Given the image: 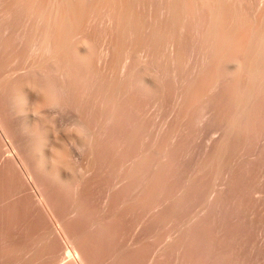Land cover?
<instances>
[{"label":"rangeland","instance_id":"obj_1","mask_svg":"<svg viewBox=\"0 0 264 264\" xmlns=\"http://www.w3.org/2000/svg\"><path fill=\"white\" fill-rule=\"evenodd\" d=\"M94 2H95V0H93ZM91 2V5H93V6H95V7H93V6H91L90 5V7H93V8H90L89 7V5H88V7H89V9H88V7H87V10H90L89 11V13H92L93 12V10L95 9V8H99V11H96V10H98V9H95V11L92 13V14H89V13H86V18H84L83 19V21L82 22H84V20H85V22L81 25V30H79V28L77 29L78 30V33L80 34H75V35H77V37L78 38H80L81 37V35L83 34V35H85L86 36V34H88L86 37L89 39V40H91V39H93V40H91V41H89V40H87L86 41V37H85V40H83L82 39V37H81V40L79 41V39H78V41H77V38L75 37L74 39H72V43H70V45H72L71 47H70V49H71V51H74L75 52V49H76V51H77V53L75 52H70V53H72V54H70L71 56H73V54H75V56H76V54H78L79 53V55L80 54H83L84 56H85V60L87 61V60H90L89 58H88V55H89V57L90 58H92L91 60H92V62H94V64L91 62V61H89V62H91L90 64H91V68L90 69H92V67H93V69L92 70H98V73L100 74V78H101V81H105L106 83H110V82H114V83H118V85H116L115 84V87H113L112 89H113V91L112 90H108V91H104V92H108L107 93V95L105 96V94L106 93H104V92H102V95H100V98H97V102H95V100H92V95L90 94L91 93V91L92 90H86V93L88 92V91H90V93L87 95V94H85V96H87L86 98H84V100L86 99V100H88L89 98H91L90 99V102H91V100L92 101H94V102H91V103H89L88 101H85V104H88L89 106H90V108H89V110L90 111H95V110H97L98 112H99V115L97 114V113H95L96 114V116H97V118H96V116H95V114H92V115H94L95 116V118L91 115V113H90V111L88 110V109H86V111H85V113H84V119L86 120V121H88L87 120V118H86V113H87V116H89L88 114H90L92 117L91 118H94L93 120L91 119H89L90 121H94L93 123L96 125V124H98V126H100V125H102V133L101 132H98V135H100V134H102L100 137H101V139H99V137H98V139L100 140V143H99V140L97 139V143L98 144H100L99 146H100V148H99V150L98 149H96V148H98L99 146H97V147H95V145H94V147H93V149L95 150V151H97L99 154H100V156H102V158L96 153V152H94V154L93 153H90V154H86V152H88V151H90V149L88 150V149H86L85 151H82V149L83 148H81V147H79V145H76V144H74V142H72V141H70V138H71V136H72V138H74V135H76V134H78L77 135V137L79 138H81L82 136L81 135H79V133L75 130V128L73 127V126H71V123L69 122V121H72L73 119H74V121L76 120V118H71V115L72 114H70V113H67L68 115L70 114V117L68 116H66V114L64 113L65 111H62V109L60 110V109H58L59 110V112L57 111V109L54 111L55 113H53V109H51V111H49V110H46V109H48V108H46V109H41V110H39V111H43V112H52L53 114H51V115H54L53 116V118H50V117H48V118H46V120H45V123H44V125H43V127L44 128H46V129H48V132L49 133H47V135H48V140H46L44 143H45V145H47L48 146V148H46L45 146V149L46 150H48V152H49V146H50V144H51V142L53 141V140H55V139H58L59 138V140H60V137H61V140H63L64 139V145L66 146V149H67V151H70L69 153L71 154V156H69L68 155V157H67V151H66V154H65V158L67 157V160L66 159H64V160H66L67 161V163H69V165L70 166H68L67 165V163L66 162H64V160H63V165H60L59 167L62 169V170H60V168H59V171H61V175L62 176H64L65 175V177H64V180L66 181V179H68V176H70V178H72V180L73 181H71L72 182V184H70L69 182V185H65V187H67V188H65L64 186H62V187H64L65 189H60V188H58V189H56L55 190V188L54 187H56V186H54L53 188H51L50 189V186H49V182H48V179H45V177H43L44 175L43 174H39L40 175V178H44L45 180H47V184L48 185H45V180L43 179H41V181H39V176H37V174H36V177H34V178H36L38 181H39V184L40 183H42V186L45 188L46 186L51 190V191H49V189H46L47 190V192L49 191V193H46V190L44 191V193H46V194H49V195H53V194H51L50 192H53L54 193V191L55 192H58L59 191V189L60 190H64L63 192V194H64V196L63 195H61V191L60 192H58V194H59V198L61 199V201H62V197H60V195L61 196H63L64 197V199L66 200V201H68L69 200V202H67V203H69V204H76V201H77V203H78V201L79 200H81V201H79V202H83V204L86 206V208L87 207H89L88 208V214H87V211H85V213L83 212L82 214L84 215L85 214V216L83 217V215H81V216H78L79 214H77V215H75L76 213H79V211H77V212H75V214H73V215H69V217H67L66 219L67 220H69L70 219V216L71 217H73L74 215H75V220L73 219V221L76 223L77 222V220H78V218H79V220H78V222L80 223V221H81V219H82V221H81V223L83 224L82 226H84V228H85V224H87L89 221V225L88 226H86V228L88 227V230L86 231V235H88V233L90 232L91 233V235L89 234V236H88V238L90 237V239L91 238H94V241L96 240L97 242H99V243H97V242H94L93 240V242L97 245V248H96V251H97V249H98V251L100 252H98V254H99V256L100 257H102L103 259H105L106 261H105V264H107V262H108V264L111 262V261H109V260H112V261H114V264H149V263H153L152 261H155L156 259H158V260H156V261H165L164 263L165 264H178V262L177 261H179L183 256L186 258V257H188V259H190V260H192L193 259V257L189 254L191 251H193L194 249H192V248H194V246L197 244L198 245V243H200L199 245L200 246H198V247H201V249L203 250V248H202V245L203 244H201V241H202V243H203V241H205L206 240V242H208V244L207 245H204L203 247H204V251H205V253H209V257L210 256H212V257H210V259L211 258H213L214 256H215V254L213 253V252H215V250H219V248H220V250L219 251H221L222 253H223V257L221 256L222 255V253L220 252L219 253V251H217V257H216V260H218L219 262L218 263H220V261L223 263V264H226V263H229V264H231V262L234 260V259H236L234 256H238L239 255V253L240 252H242V254L240 253V255L239 256H241L240 258L238 257V261H242L241 263H244V259H245V262H246V258L248 259L249 258V254H252V255H250V260H251V256H253L254 255V253H255V251L258 249V247L257 248H255L254 250H253V248L255 247V246H257V245H259L258 244V242H256V241H258V240H256L258 237H257V235H256V237L254 236L255 235V233H252L253 235H249V233H251V231L252 232H257V233H259V236H260V238H258L259 239V241H261V239H262V233L264 232V224H262L261 226H258V225H260L261 223L260 222H263L264 223V220H263V217L264 216H262V215H264V198L263 197H261V196H259V198L261 199V200H258L257 198H256V194L254 195V196H252L254 193V191H255V193H257L256 191H260V195L262 194V192H264V180L262 181L261 179H264V178H262L263 176H264V174H262L261 173V171L263 172V170L262 169H264L263 168V166L264 165H262V164H264V154H262V156L263 157H257V158H255L254 159V157H252V159L251 160H249V162H247V163H238V165L239 166H237L236 168H238V167H241V165L244 167H241V168H238V169H236L237 171H239L240 172V169H241V172H240V175L238 174L239 172H237V176L235 175V178H237V179H235V181L236 180H243L244 179V177H243V174L244 173H242V169H244L243 170V172L245 171V174H244V176L246 175V174H248L249 172H250V170L252 169V170H254L253 168L254 167H256L255 165H254V163L256 164V165H258V166H260L261 165V168L262 169H260L261 171H258V172H260V174L257 172V170L255 169V174H259V176H261V174H262V176L260 177L261 179H260V181H259V177L258 178H256L255 179V174L254 173H249L250 174V176L251 177H253V176H255V177H253V179L254 180H256L257 181V179H258V181H257V186L258 187H256V185H255V183L254 182H256V181H254V182H252V185H255L254 187L257 189H255L254 187H252L253 189V192H251V194L252 195H250V192L249 191H251V189L248 191V193L249 194H247V190L246 189H243L241 186H239V185H242L244 188H245V185L246 186H250L247 182L249 181V178H250V176H249V174H248V176L246 175V178L245 179H247L248 177V179L247 180H245L246 181V183H245V181H244V184H242L241 182H243L242 180H241V182H239V181H236L235 182V184H234V186L232 187L233 189V192L234 193H231V190H230V188L228 187V186H226V184H223V183H225L224 181H225V179H224V176H225V171H226V169H225V167H224V165H225V163H224V156H222V155H224V154H222L220 157H224L223 158V163L222 162H220L221 160H222V158H221V160H219L218 159V161L216 160V157L214 156V159L218 162V164H217V162L214 160V159H212V161H213V163H214V165L211 163V164H209L208 163V160L210 161L211 160V156L208 154V153H210L211 152V150H209V148H210V144H212V142H213V144H212V146L211 147H213V149H214V152H216V149H218V144H219V138H221L220 137V133H221V136L223 137L224 136V128H226L225 126H227V123L226 122H228V120H229V115H227L228 114V112H230V108H229V106L227 107V106H225L226 104H227V102H228V99L226 98V94L225 93H227V92H225V90L227 91V89H223L222 87H221V85L223 84V80L224 79H226L227 81H225L226 83H224L223 84V86H225V84H226V88H228L227 87V85L229 86V83L228 82H230V83H232V80L234 79V78H232V77H234L233 75H229V74H227L226 76L228 77V78H224V76H223V80L220 78V77H218V75L220 76L221 74L223 75V73L224 72H226V71H223L222 72V69L220 70L219 69V71H214L215 72V74L212 72V71H209L208 69L210 68V66H211V69H212V65H210V63H209V65H208V67L207 68H205L206 66H205V64H208V62H210V57H208V56H210V54L209 53H207V52H210V50H208V51H206V47L209 49V46L208 45H206V41H207V37H206V33H207V29H208V24H206L205 25V23H207V22H209V21H207V20H209V12L208 11H206L207 9H205V7L209 4V0L207 1V0H205V1H203V2H205L206 3V5H204V3L201 5V2H197V5H198V3H199V5H200V7H199V5H198V10H200V8H201V6H202V8L201 9H203V10H200L199 12L196 10V6H195V1H198V0H184V9H186V10H184V13H186V11H188V8H189V10L190 11H188L187 13H186V16H187V14H189L188 16H187V18L186 17H184L182 20H181V24L180 25H182V26H180V25H178V24H174V26H173V23L171 24V23H169L168 21H170V20H168V19H166V21L167 22H165L164 23V21H165V16H169V10H167V9H169V7L167 8V6H168V4H169V0L167 1V0H139V3H137L138 1L137 0H135V1H137V2H134L135 4H136V6L134 7L135 9H134V11L136 12V15H134L133 17V20H134V23L136 24V26H142V27H136V26H134L133 25V27H132V29L133 28H135V30L134 31H138V32H135V33H137V35H136V37H135V34H134V32H132L133 33V37H129L130 35H131V33H128V32H130V31H127V35L128 34H130V35H128V37L125 35V33H122L121 31H120V29H119V26H118V28L116 27V24L117 23H115V22H117L116 20H115V14L113 15L114 17H112L111 16V14H113L114 13V10H115V7H116V10H115V12H117V10H119L120 9V7H119V5H121V3H120V1L119 0H115V1H119V2H117L118 4H116L115 3V5H114V7H113V5H111V7H113V11H111V7H108L107 6V4H108V2H106L105 0H104V4H102L103 3V0H97V4H96V2L94 3V2ZM167 1V2H166ZM99 2V3H98ZM161 2V3H160ZM188 2V3H187ZM189 2H191V4H192V2H193V4H192V6L190 5L189 7H188V5L190 4ZM93 3V4H92ZM107 3V4H106ZM120 3V4H119ZM167 3V5H165ZM109 4H110V2H109ZM143 4V5H142ZM154 6H153V5ZM159 4H160V6H159ZM146 5V6H145ZM164 5V6H163ZM98 6V7H97ZM101 6V7H100ZM117 6H118V8H117ZM157 6V7H156ZM165 6H166V8H165ZM186 6H187V8H186ZM193 6H195V7H193ZM209 6V8H210V5H208ZM208 6L206 7V8H208ZM103 7H107V9H110V11L111 12H109V11H106L105 9H103ZM142 7V8H141ZM146 7V8H145ZM159 7V8H158ZM163 7H164V9H163ZM102 10H101V9ZM137 8V9H136ZM140 8V9H139ZM158 10H157V9ZM195 8V9H194ZM208 8V9H209ZM92 9V10H91ZM104 10V11H103ZM156 10V11H155ZM165 10V11H164ZM193 10H195V11H193ZM101 11H103L102 13H101ZM105 11H106V13L107 14H105ZM158 11H160V12H162V13H160V12H158ZM164 11V12H163ZM167 11V12H166ZM202 16L201 18L199 17V15H198V13ZM201 11H203V12H205V14L206 15H202V14H204L203 12H201ZM97 12V13H96ZM146 12L148 13V15L146 14ZM165 12H166V15H165ZM192 12V13H191ZM98 13H99V15H98ZM109 13V14H108ZM153 13V14H152ZM94 14H96V15H94ZM101 14H104V15H101ZM134 14V13H133ZM195 14H196V16H195ZM88 15H90V17L88 16ZM108 16V17H110L111 16V18L113 19V20H111V22L115 25H113L111 22H110V20H106L105 18H103L104 16ZM116 15H117V13H116ZM161 15V16H160ZM94 16V17H93ZM98 16V17H97ZM100 16V17H99ZM103 16V17H102ZM142 16H144V17H142ZM151 16V17H150ZM167 16V17H168ZM185 16V15H184ZM198 17V19H200L199 21H198V19L197 18H195V17ZM206 18H208V19H206ZM97 17V18H96ZM102 17V18H101ZM146 17V18H145ZM155 17H157V18H155ZM160 17V18H159ZM162 17V18H161ZM166 17V18H167ZM170 17V16H169ZM93 18V19H92ZM100 20H99V19ZM110 18V19H111ZM137 18H139V19H137ZM142 18V19H141ZM152 18L154 19H157L158 20V18H159V20H158V22L157 21H155V19L154 20H152ZM192 18V19H191ZM89 19V20H88ZM95 19V20H94ZM102 19H105V20H103L102 21ZM107 19H109V18H107ZM189 19V20H188ZM197 19V20H196ZM206 19V20H205ZM93 20H94V22H93ZM137 20V21H136ZM139 20V21H138ZM141 20V21H140ZM161 20L163 21V22H161ZM185 20H186V22H185ZM191 20V21H190ZM193 20V21H192ZM196 20V22H194ZM202 20H204V21H206L205 23L202 21ZM88 21V22H87ZM92 21V22H91ZM95 21H97V22H95ZM102 21V22H101ZM106 21V22H105ZM110 23H109V22ZM136 21V22H135ZM142 21H144V22H142ZM151 21V22H150ZM152 21H153V24H152ZM159 21H160V23L163 25V24H165L166 25V27H165V25L163 26V27H161V25H159L160 23H159ZM182 21H184V22H182ZM201 21V22H200ZM91 22V23H90ZM138 22V23H137ZM141 22H142V24H141ZM171 22V21H170ZM93 23V24H92ZM109 23V24H108ZM159 23V24H158ZM170 25H169V24ZM187 23H188V25H187ZM196 23H198V24H196ZM200 23H203V25L205 26L204 28L202 27V24L201 25H199ZM89 24V25H88ZM141 24V25H140ZM144 24V25H143ZM151 24H152V26H151ZM87 25V26H86ZM158 25V26H157ZM168 25V26H167ZM172 25V26H171ZM193 25V26H192ZM198 25V26H197ZM89 26V27H88ZM90 26H91V29H90ZM114 26V27H113ZM161 27V29H160V27ZM180 26V27H179ZM196 26H197V28H196ZM201 26V28H200V30H203V31H201L200 32V30L198 29L199 27ZM144 27V28H143ZM151 27H154V29H156V30H154V29H152L151 30ZM156 27V28H155ZM172 27H174V28H172ZM180 28V29H178V28ZM183 27H185V28H183ZM206 27H207V29H206ZM139 30H138V29ZM158 28H159V30H158ZM171 28V29H170ZM203 28V29H202ZM117 29H119L117 32H119V33H122L123 34V36L122 35H120V38L121 37H123L124 39L123 40H121V39H119L118 38V36H117V42H118V44L116 43V41H115V38H114V36L116 37V34L115 35H113L114 34V31ZM132 29H130V30H132ZM168 29H169V31H168ZM173 29V30H172ZM178 29V30H177ZM182 29V30H181ZM184 29V30H183ZM204 29H206L205 31V33H202V32H204ZM104 30H105V32H104ZM107 30V31H106ZM144 30V31H143ZM150 30H151V32H152V34H150L151 32H150ZM161 30V31H160ZM176 30V31H175ZM197 30H199L198 31V35H197ZM94 31V32H93ZM110 31V32H109ZM133 31V30H132ZM140 31V32H139ZM160 31V32H159ZM173 32V33H171V32ZM185 31V32H184ZM194 31H195V33H194ZM109 32V33H108ZM111 32H113V38L114 39H112V40H114V41H112V42H115V43H112L111 42V38H112V35H111ZM154 32V33H153ZM157 32H159L160 33V36L157 34ZM178 32V33H177ZM95 33V34H94ZM103 33V34H102ZM115 33H116V31H115ZM143 33V34H142ZM181 35H180V34ZM97 34V35H96ZM104 34H105V36H104ZM111 36H110V35ZM150 34V35H149ZM155 34V35H154ZM169 34H170V37H168L169 36ZM200 34H201V36H204V37H206V38H204V39H206L205 40V43L203 42V40L204 39H200V38H202V37H200L199 38V36H200ZM203 34H205V35H203ZM82 35V36H83ZM90 35V36H89ZM94 37H93V36ZM98 35H99V37H98ZM127 37V40H126V38H125V36ZM165 35V36H164ZM178 35V36H177ZM183 35V36H182ZM80 36V37H79ZM181 36V37H180ZM198 36V37H197ZM97 37V38H96ZM104 37H105V39H104ZM106 37L108 38V39H106ZM138 37V38H137ZM139 37H140V39H139ZM84 38V37H83ZM95 38V39H94ZM135 38V39H134ZM160 38V39H159ZM163 38V39H162ZM168 38V39H167ZM178 38H180V39H178ZM183 38V39H182ZM196 38H198V39H196ZM101 41H100V40ZM130 39V40H129ZM134 39V40H133ZM157 39H158V41H157ZM169 39H170V41H169ZM174 39V40H173ZM177 39H178V42H176L177 41ZM200 39V40H199ZM73 40H74V42H73ZM118 40H120V41H118ZM124 40H126V41H124ZM168 40V41H167ZM173 40V41H172ZM191 40V41H190ZM85 43H84V42ZM130 41V42H129ZM167 41V42H166ZM192 41H193V43H192ZM195 41V42H194ZM198 41V42H197ZM201 41L203 42V44H205V45H203L202 43H201ZM78 42V43H77ZM87 42V43H86ZM111 42V43H110ZM120 42V43H119ZM121 42H123L124 43V47H123V45H121ZM143 42V43H142ZM172 42V43H171ZM177 44H176V43ZM75 43V44H74ZM107 43V44H106ZM122 43V44H123ZM158 43V44H157ZM179 43V44H178ZM202 45H201V44ZM207 43H209V41H207ZM2 43H0V45H1ZM19 44V43H18ZM21 44V43H20ZM78 44V45H77ZM114 44V45H113ZM117 44V48H118V51H117V49H115V48H113V46H115ZM139 44V45H138ZM144 44H146V45H144ZM157 44V45H156ZM198 44H200L202 47L199 49V47H200V45H199V47L197 46ZM16 45V44H15ZM23 45H25V44H23ZM75 45V46H74ZM122 46V47H118V46ZM137 45H138V49H137ZM142 45V46H141ZM147 45H148V47H147ZM17 46V48L19 47V48H23L22 47V45H21V47L19 46V45H16ZM108 48L109 47V49H107L106 47ZM112 46V47H111ZM154 46L156 47V48H154ZM172 46V47H171ZM175 46V47H174ZM204 46H206V47H204ZM15 47V46H14ZM75 47V48H74ZM133 47V48H132ZM143 47V48H142ZM163 47V48H162ZM168 49H166V48ZM16 48V47H15ZM18 48V49H19ZM73 48V49H72ZM78 48V49H77ZM119 48H122L123 49V51L121 50H119ZM130 48V49H129ZM132 48V49H131ZM142 48V49H141ZM149 48V49H148ZM160 50H159V49ZM171 48V49H170ZM179 48V49H178ZM105 49V50H104ZM115 49V50H114ZM139 49H140V51H139ZM162 49V50H161ZM103 50V51H102ZM108 50V51H107ZM114 50V51H113ZM151 52H149V51ZM174 50V51H173ZM178 50V51H177ZM180 50V51H179ZM191 50V51H190ZM79 51V52H78ZM125 51V52H124ZM139 51V52H138ZM147 51V52H146ZM161 51V52H160ZM170 51V52H169ZM173 51V52H172ZM185 51V52H184ZM196 51V52H195ZM204 51V52H203ZM106 52V53H105ZM128 52V53H127ZM135 52V53H134ZM143 52V53H142ZM158 52V53H157ZM179 52V53H178ZM111 53V54H110ZM117 53V54H116ZM122 53H124V54H122ZM132 53V54H131ZM137 53V54H136ZM148 53V54H147ZM172 53H173V55H172ZM207 53V54H206ZM98 54V55H97ZM104 54V55H103ZM113 54V55H112ZM118 54H120V55H118ZM128 56H127V55ZM142 54V55H141ZM169 54V55H168ZM177 54V55H176ZM180 54V55H179ZM183 54V55H182ZM192 54V55H191ZM200 54V55H199ZM202 54H204V55H202ZM207 56H206V55ZM25 55H26V53H25ZM83 55L81 56V57H83ZM95 55V56H94ZM121 55H122V58H121ZM130 55V56H129ZM151 55V56H150ZM162 55V56H161ZM175 55H176V57H175ZM179 55V56H178ZM196 55H198L197 57H196ZM6 56V52L4 51V50H1L0 51V59H2V58H4ZM28 56H29V53H28ZM93 56H94V58H93ZM102 56V57H101ZM120 56V57H119ZM154 58H153V57ZM158 56V57H157ZM170 56H171V58H170ZM194 56V57H193ZM199 56L201 57V59L199 58ZM207 57V59L209 60H207V59H205L206 57ZM27 57V56H26ZM86 57H87V59H86ZM100 57H101V59H100ZM127 57H130L129 59L127 58ZM146 57V58H145ZM149 57V58H148ZM182 57V58H181ZM84 58V57H83ZM82 58V59H83ZM113 58V59H112ZM118 58V60L116 61L117 62V64H115L116 62L114 61V60H116ZM121 58V59H120ZM126 58H127V60H126ZM167 58H169V60L167 59ZM173 58H174V60H173ZM190 58V59H189ZM32 60V59H30V57H28L27 58V60ZM96 59V60H95ZM99 59V60H98ZM142 59V60H141ZM148 59V60H147ZM158 59V60H157ZM171 59V60H170ZM180 59V60H179ZM196 59H197V61H196ZM202 59H203V61H202ZM98 60V61H97ZM130 60V61H129ZM179 60V61H178ZM200 62H199V61ZM205 60V61H204ZM73 61V59H71V61H69V62H71V64H68L69 66H67V67H70L71 66V68H72V62ZM83 62H84V60H82ZM115 63H114V62ZM126 61V62H125ZM153 61H155V62H153ZM160 61V62H159ZM172 61V62H171ZM181 61H182V63H181ZM186 61H187V63H186ZM194 61V62H193ZM196 61V62H195ZM208 61V62H207ZM118 62H120V63H118ZM180 62V63H179ZM14 63V62H13ZM16 63V62H15ZM105 63V64H104ZM124 63V64H123ZM191 63H192V65H191ZM204 63V64H203ZM73 64H75V63H73ZM116 66L117 65V67H115V70H114V66ZM128 64V65H127ZM166 64V65H165ZM178 64V65H177ZM200 64V65H199ZM202 64V65H201ZM15 65V64H14ZM147 65V66H146ZM153 65V66H152ZM170 65V66H169ZM172 65V66H171ZM204 65V66H203ZM74 66V65H73ZM80 66H81V63L79 62V67H78V64H77V67L79 68H76V69H78L79 71L77 72V71H74L73 73H75V72H77V73H79L80 72V74H82L83 73V71L85 70L86 71V69H84L85 68V66L83 65V63H82V66L81 67H84L83 68V71H82V69L80 68ZM119 66L121 67L120 69H119ZM165 66V67H164ZM176 66V67H175ZM177 66H179V67H177ZM24 67V66H23ZM75 67H76V64H75ZM75 67H73V68H75ZM123 67H125V69L123 68ZM135 67H136V69H135ZM192 67V68H191ZM198 67V68H197ZM200 67V68H199ZM204 67V68H203ZM71 68H68L69 70H71ZM72 68V69H73ZM134 68V69H133ZM181 68H183V69H181ZM196 68V69H195ZM202 68V69H201ZM81 69V70H80ZM89 69V68H88ZM169 69H170V71H169ZM181 69V70H180ZM201 69V70H200ZM205 69H206V71H205ZM210 69V70H211ZM8 70H10V68L8 69ZM28 70V68H22L21 70L19 69V71L17 72V73H14V75L12 76V78H19V77H21L22 75L24 76L27 72ZM75 70V69H74ZM114 70V71H113ZM117 70V71H116ZM136 70V71H135ZM161 70H163V71H161ZM176 70V71H175ZM200 70V71H199ZM213 70V69H212ZM224 70V69H223ZM73 71V70H72ZM84 71V73H86ZM87 71H89V70H87ZM116 71V72H115ZM202 71H203V73H202ZM221 71V72H220ZM82 72V73H81ZM90 72H92V71H89V72H87V76H89V74H90ZM132 73V74H130V73ZM169 74H168V73ZM193 72V73H192ZM195 72V73H194ZM207 74V76H206V74ZM216 72H218V75H216L217 73ZM228 72V71H227ZM136 73V74H135ZM142 75H140V74ZM202 73V74H201ZM220 73V74H219ZM204 74V75H203ZM213 76H212V75ZM225 74V73H224ZM115 77H114V76ZM131 75H132V77H131ZM167 75V76H166ZM169 75V76H168ZM191 75V76H190ZM211 75V76H210ZM221 75V76H222ZM138 76H140L139 77V82H138ZM175 76V77H174ZM198 76V77H197ZM204 76V77H203ZM209 76V77H208ZM217 76V77H216ZM230 76H232L231 78L232 79H230L229 77ZM84 77V76H83ZM111 77V78H110ZM119 77H120V79H119ZM129 77V78H128ZM131 77V78H130ZM165 77V78H164ZM166 77H168L167 79H166ZM171 77V78H170ZM178 77V78H177ZM193 77V78H192ZM211 77H213L214 78V80L212 81L211 79H213V78H211ZM89 78H91L90 76H89ZM99 78V77H98ZM177 78V79H176ZM186 78V79H185ZM207 78V79H206ZM211 78V79H210ZM166 79V80H165ZM169 79V80H168ZM171 79V80H170ZM188 79V80H187ZM190 79V80H189ZM200 79V80H199ZM212 81V83L214 82H216L215 80L216 79H218L217 80V82H218V87H216L217 85H216V83H215V86H208L209 84H211V83H209L210 81ZM228 79H230L229 81H228ZM110 81V82H107V81ZM113 80H116V81H113ZM137 80V81H136ZM162 80V81H161ZM168 80V81H167ZM178 80V81H177ZM182 80V81H181ZM184 80V81H183ZM199 80V81H198ZM201 80H203V81H201ZM220 80H222V81H220ZM142 81V82H141ZM165 81V82H164ZM188 81V82H187ZM195 81L197 82V83H195ZM208 81V82H207ZM103 82H102V86H104V84H103ZM104 82V83H105ZM130 82V83H129ZM159 82H161V83H159ZM168 82V83H167ZM181 82V83H180ZM184 82H186V83H188V84H186V83H184ZM194 82V83H193ZM200 82V83H199ZM220 82H221V84H220ZM105 83V86L107 85ZM121 83H122V85H121ZM125 83V84H124ZM127 83V84H126ZM149 83V84H148ZM201 83H202V85L203 84H205V85H201ZM206 83L208 84V85H206ZM228 83V84H227ZM137 84V85H136ZM152 84V85H151ZM181 84V85H180ZM183 84V85H182ZM185 84V85H184ZM193 84V85H192ZM220 84V85H219ZM136 87H135V86ZM141 85V86H140ZM164 85V87H162ZM197 85V86H196ZM212 85V84H211ZM116 86H117V88H116ZM124 86V87H123ZM147 87L146 89H145V87ZM190 86H191V88H190ZM192 86H193V88H192ZM202 86V87H201ZM208 88V91H207V88ZM219 86H220V88H219ZM120 87V88H119ZM151 87V88H150ZM177 87V88H176ZM201 87V88H200ZM214 87H216V88H214ZM184 88H185V90H184ZM218 88V89H217ZM221 88H222V90H221ZM225 88V87H224ZM116 89V90H115ZM128 89V90H127ZM173 89V90H172ZM181 89V90H180ZM195 89V90H194ZM203 89V90H202ZM215 89V90H214ZM106 90V89H105ZM144 90V91H143ZM153 90V91H152ZM176 90V91H175ZM178 90V91H177ZM212 90V91H211ZM214 90V91H213ZM217 90H218V93L220 92L221 94H220V96H219V94L217 93ZM115 91V92H114ZM160 91V92H159ZM175 91V92H174ZM184 91V92H183ZM190 91V92H189ZM207 91V92H206ZM216 91V92H215ZM222 91H224L225 93H223ZM111 92V93H110ZM112 92H113V94H112ZM135 92V93H134ZM148 92V93H147ZM178 92V93H177ZM208 92H211V93H208ZM104 93V94H103ZM110 93V94H109ZM129 93V94H128ZM163 93V94H162ZM175 93V94H174ZM180 93V94H179ZM187 95H186V94ZM190 93V94H189ZM215 93V94H214ZM109 94V95H108ZM115 94V95H114ZM169 94V95H168ZM191 94H193V95H191ZM194 94H196V95H194ZM208 94V95H207ZM223 94V95H222ZM91 97H90V96ZM104 95V96H103ZM114 95V96H113ZM136 95V96H135ZM173 95H174V98H173ZM184 95V96H183ZM218 95V96H217ZM225 95V97H223V99L224 100H226L227 99V101H225V103H224V106H223V104H221L220 103V105H221V107H220V105H219V103L218 102H221V98H222V96H224ZM107 96H109V97H107ZM190 96H192L191 97V101H190ZM207 96V97H206ZM216 96H217V98H216ZM110 97H113V98H110ZM168 97H170V99H168ZM204 97V98H203ZM88 98V99H87ZM105 98V99H104ZM115 98V99H114ZM117 98V99H116ZM172 98V99H171ZM201 98V99H200ZM212 98V99H211ZM218 98H219V100H218ZM100 99H101V101H100ZM164 99V100H163ZM166 99H167V101H166ZM194 99V100H193ZM208 99V100H207ZM215 99V100H214ZM223 99H222V101H223ZM106 100L108 101V102H106ZM114 100V101H113ZM188 100V101H187ZM111 101H113L112 103H110ZM118 103H117V102ZM124 101V102H123ZM169 101V102H168ZM189 102V103H191V106L190 105H188L187 104V102ZM194 101V102H193ZM200 101V103L201 104H199L198 102ZM204 101V102H203ZM165 102V103H164ZM173 102V103H172ZM176 102V103H175ZM204 104H203V103ZM216 104H215V103ZM224 102V101H223ZM222 102V103H223ZM92 103L94 104L95 103V105H92ZM109 103V104H108ZM168 105H167V104ZM170 103V104H169ZM198 103V104H197ZM218 103V104H217ZM103 104H105V105H103ZM112 104H114V105H118L117 107L116 106H114V105H112ZM164 104V105H163ZM183 104V105H182ZM214 104V105H213ZM87 105V106H88ZM110 105V106H109ZM112 105V106H111ZM181 105V106H180ZM200 105H202V106H200ZM215 105H217V106H215ZM219 105V106H218ZM228 105V104H227ZM96 107L95 109L93 108V110L91 109L92 107ZM99 106V107H98ZM126 106V107H125ZM183 106V107H182ZM187 106V107H186ZM193 109H191L190 107ZM208 106V107H207ZM213 106H214V108H213ZM106 107V108H105ZM165 107V108H164ZM189 107V108H188ZM194 107V108H193ZM207 109H206V108ZM216 107V108H215ZM219 107V109H217ZM222 107H225V109H227L228 110V112L226 111V112H224V111H222L224 108H222ZM1 108V107H0ZM103 108V109H102ZM113 108H114V110H113ZM115 108H116V110H115ZM118 108V109H117ZM164 108V109H163ZM174 108V109H173ZM186 108H188V109H186ZM201 108V109H200ZM211 108H212V110H211ZM229 108V109H228ZM106 109V110H105ZM132 109V110H131ZM195 109V110H194ZM206 109V110H205ZM209 109V110H208ZM215 109V110H214ZM32 111H30V110H28L27 112H29V115L32 117V118H34V116H38V113L36 112V111H34L33 109H31ZM104 110V111H103ZM176 110V111H175ZM201 110V111H200ZM221 110V112H219L218 113V111H220ZM0 111H1V109H0ZM56 111L58 112V113H56ZM119 111V112H118ZM162 111H163V113H162ZM214 111H216V112H214ZM27 112H25L26 114H28ZM63 112V113H62ZM68 112V111H67ZM69 112H71V113H75L74 111L72 112V111H69ZM168 112V113H167ZM172 112V113H171ZM185 113V112H187V114H183V113ZM206 112V113H205ZM212 112H214V113H212ZM1 113V112H0ZM24 113V114H25ZM61 113H62V115H61ZM105 113V114H104ZM108 113V114H107ZM223 113H226V114H224L225 116H228V117H226V119L224 118L225 116L223 115ZM76 114V116L74 115V117H78L79 118V116H78V114L77 113H75ZM101 114V115H100ZM205 114V115H204ZM215 114V115H214ZM219 114V115H218ZM222 114V115H221ZM65 115V116H64ZM174 115V116H173ZM180 115V116H179ZM181 115H182V117H181ZM183 115H184V117H183ZM204 115V116H203ZM214 117H213V116ZM62 116V117H61ZM186 116V117H185ZM220 116V117H219ZM221 116H224V117H221ZM60 117V118H59ZM120 117V118H119ZM181 117V118H180ZM61 118H63L62 120H61ZM71 118V119H70ZM99 118V119H98ZM111 118H112V121H110L111 120ZM220 118H224L225 119V121L224 120H221ZM228 118V119H227ZM110 119V120H109ZM162 119V120H161ZM182 119V120H181ZM213 119V120H212ZM6 119H4V118H0V121H2V123H3V121H5ZM55 120V121H54ZM65 120V121H64ZM96 120H99L100 122H101V124H100V122L99 123H97V121ZM180 120V121H179ZM186 120H187V122H186ZM215 120H217V121H219L220 120V122H219V126H220V129H219V126L217 125L218 124V122L217 121H215ZM227 120V121H226ZM54 121V122H53ZM89 121V122H90ZM103 121V122H102ZM128 121V122H127ZM53 122V123H52ZM56 122V123H55ZM68 122H69V124H68ZM109 122V123H108ZM143 122V123H142ZM211 122V123H210ZM224 122V123H223ZM93 123H92V125H93ZM108 123V124H107ZM173 123V124H172ZM214 123H215V125H216V127H215V125H214ZM54 126H53V125ZM72 124H73V122H72ZM100 124V125H99ZM106 124V125H105ZM130 124V125H129ZM165 124V125H164ZM222 124H226L225 126H224V128L222 127V129H221V125ZM4 125V127H5V125H6V127H7V120L5 121V124H3ZM91 125V126H92ZM95 125H93V128H94V126ZM114 125V126H113ZM124 125V126H123ZM174 126V127H172V126ZM185 125H187V126H185ZM204 125H205V127H204ZM212 125V126H211ZM213 125H214V127H213ZM56 126V128H54ZM110 126V127H109ZM141 126H143V127H141ZM161 126V127H160ZM210 126H211V128H210ZM42 127V128H43ZM101 127V126H100ZM100 127H98L99 128V131L101 130V128ZM112 127V128H111ZM172 129H171V128ZM208 127V128H207ZM212 127L214 128V129H212ZM52 128H54L55 130L53 131L52 130ZM105 128V129H104ZM174 128V129H173ZM7 129H8V127H7ZM170 129V130H169ZM217 129V130H216ZM224 129V130H223ZM49 130H51V131H49ZM109 130V131H108ZM208 130V131H207ZM213 130H216L217 131V133H215L216 135H219V138H218V136H215V134H213L214 133V131ZM219 130L221 131V130H223V131H221V132H219ZM112 131V132H111ZM118 133H117V132ZM139 131V132H138ZM162 131V132H161ZM172 133H171V132ZM211 131L213 132V133H211ZM215 131V132H216ZM123 132V133H122ZM156 132V133H155ZM165 132V133H164ZM205 132H206V134H205ZM210 132V133H209ZM56 133H58V134H56V136H55V134ZM100 133V134H99ZM109 133H110V135H109ZM116 133V134H115ZM127 133V134H126ZM136 133V134H135ZM124 134V135H123ZM160 134V135H159ZM205 134V135H204ZM214 135V138H213V140H216L217 139V141H218V144L217 143H215V142H217V141H213L211 138L213 137V135ZM104 135V136H103ZM107 135V136H106ZM157 135H159V136H157ZM162 135V136H161ZM54 136V137H53ZM210 136H212V137H210ZM76 137V136H75ZM207 137V138H206ZM209 137V138H208ZM79 138V139H80ZM173 138V139H172ZM112 139V140H111ZM58 140V141H59ZM81 140V139H80ZM131 140V141H130ZM164 140V141H163ZM222 140H223V138H222ZM221 140V141H222ZM128 141V142H127ZM184 141V142H183ZM3 141H1V139H0V264H56L60 259H62L63 258V256H65L66 254H65V251H63V250H61V249H63V246L61 247V245H62V243H61V241L59 240V239H57V236H56V234L54 233V231L52 230L53 228V225H52V227H51V222H49V220L47 219L48 217L47 216H44V212H42L43 210L41 209L40 210V206H38V202H37V199H36V197L34 196V192H33V190L31 189V187L28 185V182L27 181H25L26 179L24 178V177H21V175L19 174V172L16 170V168L13 166L14 164L13 163H11V164H13V165H11L10 164V161L8 162L7 161V159L8 158H6V154H5V152H4V150H5V147H4V142L2 143ZM61 142V141H60ZM155 142V143H154ZM70 143V144H69ZM109 143V144H108ZM111 143V144H110ZM157 143V144H156ZM214 143H215V145H214ZM97 144V145H98ZM131 144H133V146L131 145ZM220 144H222V142H220ZM219 144V145H220ZM76 145V146H75ZM107 147H106V146ZM126 145V146H125ZM128 145V146H127ZM155 145V146H154ZM214 145V146H213ZM2 146V147H1ZM78 146V147H77ZM183 146V147H182ZM179 147V148H178ZM209 147V148H208ZM217 147V148H216ZM219 147H221V146H219ZM128 148V149H127ZM132 148V149H131ZM135 148V149H134ZM216 148V149H215ZM93 149H91V151L90 152H93L94 150ZM101 149V150H100ZM158 149V150H157ZM210 149H212V148H210ZM212 149V150H213ZM84 150V149H83ZM124 150V151H123ZM135 150V151H134ZM207 150V151H206ZM255 150V149H254ZM99 151H101V152H99ZM83 152H84V154H83ZM214 152H212L211 154H212V158H213V155H215V153ZM254 152V151H253ZM264 152V151H263ZM96 153V154H95ZM108 153V154H107ZM214 153V154H213ZM5 154V155H4ZM25 154V153H24ZM118 154V155H117ZM127 154V155H126ZM26 155V154H25ZM91 155V156H90ZM92 155H94V157L92 156ZM96 155V156H95ZM110 155V156H109ZM133 157H132V156ZM139 155V156H138ZM142 155H143V157H142ZM145 155V156H144ZM88 156V157H87ZM90 156V157H89ZM98 156V157H97ZM123 157V159H122V157ZM151 156V157H150ZM156 156V157H155ZM24 158H26V156H23ZM97 157V158H96ZM109 157V158H108ZM110 157H112V158H110ZM143 158V159H141V158ZM208 157H210V159H208ZM3 158V159H2ZM28 158H30V157H28ZM94 158H96L95 160L97 161H94ZM99 158V159H98ZM100 158L103 160H101L102 162H100ZM104 158V159H103ZM140 158V159H139ZM146 158V159H145ZM148 158V159H147ZM152 158V159H151ZM263 160L262 162H259L261 159ZM83 159V160H82ZM88 159V160H87ZM91 159V160H90ZM93 159V160H92ZM108 159V160H107ZM137 159V160H136ZM207 159V161H205ZM259 159V160H258ZM27 160V162L28 161H30L31 159H26ZM98 160H99V162H98ZM104 160L106 161L105 163H104ZM112 160H113V163H112ZM118 160V161H117ZM153 160V161H152ZM199 160V161H198ZM258 160V161H257ZM2 161V162H1ZM52 161V159H49L48 160V164H49V166L50 165H52V166H50V167H53V164H54V162H53V164H52V162H51V164H50V162ZM88 161V162H87ZM92 161H93V163H92ZM123 163H122V162ZM126 161V162H125ZM132 162V164H131V162ZM138 161V162H137ZM96 162V163H95ZM110 162V163H109ZM143 162V163H142ZM151 162V163H150ZM163 164H162V163ZM199 162V163H198ZM205 162V163H204ZM206 162H207V164H206ZM211 162V161H210ZM254 162V163H253ZM5 163H6V165H5ZM8 163H9V165H8ZM29 163V162H28ZM85 163V164H84ZM88 163H89V165H88ZM112 163V164H111ZM223 166H221L220 164ZM249 163H250V165H254V166H252V168L251 167H248V165H249ZM252 163V164H251ZM258 163V164H257ZM259 163H262V164H260L259 165ZM31 163H29L27 166L31 169L32 168V170H33V167L35 166V164L32 162V164H34V166L32 167V166H29ZM31 164V165H32ZM65 164L68 166H66V167H64L65 166ZM84 164V165H83ZM96 164V165H95ZM97 164H98V166H97ZM101 164V165H100ZM118 164V165H117ZM122 164V165H121ZM129 164V165H128ZM130 164H131V166H130ZM156 164V165H155ZM161 164H162V166H161ZM198 164V165H197ZM206 164V165H205ZM209 164V165H208ZM218 166H217V165ZM241 164V165H240ZM10 165H11V167H10ZM93 165H95L94 167L96 168H94L93 167ZM108 165V166H107ZM112 167H111V166ZM141 165V166H140ZM205 165V166H204ZM249 165V166H250ZM87 166V169L85 170L84 168ZM88 166H89V168H88ZM127 166V167H126ZM156 166V167H155ZM198 166V167H197ZM200 166V167H199ZM208 166V167H207ZM209 166H212V167H222L223 169H225V170H223L221 173H220V171L222 170H220V167L218 168V171H216L215 170V168H214V170H213V172L215 171L216 172V175H215V173H208L209 172V169L211 170V167H209ZM257 166V167H258ZM10 169H9V168ZM100 167V168H99ZM107 167V168H106ZM116 167V168H115ZM130 167V168H129ZM206 167H207V169H208V171L206 172ZM8 168V169H7ZM34 168H37L36 166L34 167ZM84 170H83V169ZM92 168V169H91ZM98 168V169H97ZM110 170H112V171H108L109 169ZM118 168V169H117ZM129 168V169H128ZM148 168V169H147ZM185 168V169H184ZM199 168H200V170H199ZM203 168V169H202ZM216 168V169H217ZM251 168V169H250ZM259 168L260 167H258V170H259ZM6 169V170H5ZM18 169V168H17ZM105 169V170H104ZM122 169V170H121ZM133 169V170H132ZM158 169V170H157ZM213 169V168H212ZM249 169V170H248ZM32 170H31V172H32ZM64 170V171H63ZM83 170V171H82ZM99 170V171H98ZM103 170V171H102ZM125 170V171H124ZM127 170V171H126ZM137 170V171H136ZM141 170V171H140ZM150 170V171H149ZM204 170H205V172H204ZM220 170V171H219ZM247 170V171H246ZM6 173H4V172ZM11 171V172H10ZM38 171V169H34V172L32 173L33 174V176H35L34 174L36 173ZM98 171V172H97ZM107 171V172H106ZM114 171H117V172H114ZM130 171V172H129ZM138 171H139V173H138ZM160 171V172H159ZM198 171H200V172H198ZM9 172V173H8ZM39 172V171H38ZM62 172H64L63 174H62ZM84 172L86 173V175H84ZM102 172V173H101ZM105 172V173H104ZM112 172V173H111ZM126 172V173H125ZM132 172L134 173V174H132ZM198 172V173H197ZM212 172V171H211ZM218 172V173H217ZM248 172V173H247ZM252 172H254V171H252ZM3 173V174H2ZM18 173V174H17ZM40 173V172H39ZM66 173V174H65ZM88 173V174H87ZM119 173V175H117ZM128 173V174H127ZM201 173V174H200ZM203 173H205V174H203ZM223 173H224V176H223ZM242 173V174H241ZM264 173V172H263ZM109 174V175H108ZM116 174V175H115ZM157 174V175H156ZM208 174H210L209 176H207ZM211 174H213L214 176H216V177H221V179L223 178V183L221 182V179L219 180V178H217L218 179V182L216 181V183H217V185L221 182L222 184H219L220 185V187L223 189V186H224V191H226V192H224L222 189L221 190H219L220 189V187H218L219 189H217V194L215 193V194H213V195H215L217 198H219L220 196V199H218L217 200V198L215 197V196H213L212 195V197L214 198V200H217V204L219 205H217L216 203H215V206L213 205L214 204V200H213V198H212V200H213V204H212V201H211V198H209L210 197V195L212 194V192H211V189L216 185V183L213 181L216 177H214L213 175L211 176ZM220 174V175H219ZM254 174V175H253ZM258 174H257V176H258ZM43 175V176H42ZM80 175H82V176H80ZM88 175V176H87ZM103 175V176H102ZM125 175V176H124ZM197 175H198V177H197ZM239 175V176H238ZM241 175H242V177L243 178H241ZM3 176V177H2ZM10 176V177H9ZM18 176V177H17ZM23 176V175H22ZM56 175H54V180H55V178L57 177H55ZM67 176V177H66ZM80 176V177H79ZM108 176H109V179H108ZM135 178H134V177ZM205 176H206V178H205ZM211 176V177H210ZM52 177H53V175H52ZM75 179H74V178ZM82 177V178H81ZM114 177V179L112 180V178ZM115 177L118 179H115ZM129 177V178H128ZM154 177V178H153ZM207 177H210V178H207ZM5 178V179H4ZM10 178V179H9ZM39 178V179H38ZM63 178V177H62ZM66 178V179H65ZM69 178V180H71ZM94 178V179H93ZM100 178V179H99ZM127 178V179H126ZM153 178V179H152ZM196 178V179H195ZM199 178H201V179H199ZM212 178H213V180H212ZM96 179V180H95ZM160 181H159V180ZM210 179V180H209ZM252 179V178H251ZM251 179H250V181H249V183L251 182ZM53 180V181H54ZM58 180V178L55 180V181H57ZM88 180V181H87ZM127 180V181H126ZM198 180V181H197ZM54 181V182H55ZM74 181H76V182H74ZM99 181V182H98ZM121 181V182H120ZM125 181V182H124ZM139 181V182H138ZM159 181V182H158ZM201 181H202V183H201ZM212 181L214 182V184L212 183ZM43 182H44V184H43ZM59 182V181H58ZM84 182V183H83ZM97 182V183H96ZM156 182V183H155ZM2 183V184H1ZM56 183V182H55ZM62 182L60 181V183H58L57 185L59 186V184L60 185H62L61 184ZM82 183V184H81ZM111 183H114V184H116V186L113 184H111ZM122 183H123V185L124 186H126V188L125 187H123V185H122ZM126 185H125V184ZM144 183V184H143ZM154 183V184H153ZM200 183V184H199ZM239 183H241V184H239ZM4 184V185H3ZM86 184H87V186H86ZM91 184V185H90ZM95 184V185H94ZM100 184V185H99ZM119 184V185H118ZM196 184H197V186L198 187H200V188H198L197 186H196ZM204 185V186H202V185ZM211 184H213L212 186H211ZM251 184V183H250ZM41 185V184H40ZM56 185V184H55ZM70 185H72V186H70ZM106 185V186H105ZM128 185V186H127ZM145 185V186H144ZM151 185H153V186H155V187H153V186H151ZM191 185V186H190ZM195 185V186H194ZM237 185V186H236ZM251 185V186H252ZM3 186V187H2ZM69 186L72 188H69ZM76 186V187H75ZM80 186V187H79ZM84 186H86V187H84ZM98 186V187H97ZM100 186V187H99ZM109 186L111 187V186H114L113 187V189L111 188V193L109 192ZM122 186V187H121ZM194 186V187H193ZM42 187V188H43ZM46 187V188H47ZM59 187H61V186H59ZM79 187V188H78ZM85 189H84V188ZM97 187V188H96ZM106 187H108L107 189H106ZM191 187V188H190ZM238 187L240 188H242L243 190H246V191H242V189L240 188V191L238 190ZM247 187V189H249ZM43 188V189H44ZM91 188V189H90ZM99 188V189H98ZM118 189V188H120L119 190H116V189ZM130 188V189H129ZM140 188V189H139ZM153 188V189H152ZM194 188V189H193ZM228 188V189H227ZM68 189V190H67ZM75 189V190H74ZM106 189V190H105ZM114 189H115V192H119L118 193V197L116 196V199L114 200V201H116L115 203L117 204V203H119L120 204V202H121V204L119 205V204H117V206L115 205V204H113L112 203V199L113 198H110L109 199V197H110V194H111V196H113L112 195V193L114 192ZM127 189H128V191H127ZM144 189V190H143ZM149 189V190H148ZM187 189V190H186ZM255 189V190H254ZM52 190H54V191H52ZM66 190V191H65ZM73 190V191H72ZM93 190V191H92ZM113 190V191H112ZM151 190V191H150ZM197 190V191H196ZM219 190V191H218ZM228 190V191H227ZM89 191V192H88ZM108 191V192H107ZM124 191H126L127 192V195H125V194H123V193H126V192H124ZM144 191V192H143ZM222 191V192H221ZM242 191V192H241ZM73 192V193H72ZM80 192H81V194H80ZM85 192V193H84ZM87 192V193H86ZM100 192V193H99ZM106 192V193H105ZM123 192V193H122ZM129 192V193H128ZM132 192V193H131ZM139 192H141L140 194H139ZM147 192H149V193H147ZM190 192V193H189ZM219 192V193H218ZM237 192V193H236ZM241 192V193H240ZM245 192H246V195H245ZM4 193V194H3ZM83 193V194H82ZM104 193V194H103ZM117 193H113L114 194V198H115V194H117ZM122 193V196H123V198H122V196L120 195ZM164 193H165V195H164ZM184 193V194H183ZM220 193H221V195H220ZM240 193V194H239ZM244 195H243V194ZM46 194H45V197L47 198V200H49V203L51 202L52 204H53V202L56 204V205H58V203H59V200L57 199V198H54V196H56L57 197V195L58 194H55L54 196H46ZM66 194V195H65ZM76 196H75V195ZM107 194H109V196L107 195ZM193 194V195H192ZM223 194V195H222ZM226 194V195H225ZM236 194H239V196H236ZM241 194L243 195V198H242V196H241ZM84 195V196H83ZM108 196V201L107 202H111V204H113V207H115V208H112V205H110V206H106V205H108L107 204V202H105V200H106V198L105 197H107ZM139 195V196H138ZM217 195H220L219 197L217 196ZM230 195V196H229ZM237 198V200H236V198L234 197V196ZM258 195H259V192H258ZM263 196H264V194H262ZM3 196V197H2ZM79 196V197H78ZM90 196H91V198H90ZM105 196V197H104ZM124 196H125V198H124ZM133 196H135V197H133ZM138 196V197H137ZM148 196V197H147ZM153 196V197H152ZM223 196V197H222ZM246 196L248 197L249 196V198H246ZM103 197H104V199H103ZM119 197H121V198H119ZM130 197V201L128 200V198ZM152 197V198H151ZM191 197H193L194 199H192ZM234 199H233V198ZM251 197V198H250ZM258 197V196H257ZM75 198V199H74ZM77 198H80V199H77ZM146 198V200H144ZM160 198V199H159ZM233 200H235V201H233ZM242 198V199H241ZM256 198V199H255ZM53 199H54V201H53ZM64 199H63V201H64ZM70 199H73V200H70ZM89 199V200H88ZM95 199V200H94ZM121 199H122V201H121ZM183 199H184V201H183ZM52 200V201H51ZM56 200V201H55ZM58 200V201H57ZM148 200H149V202H148ZM158 200V202H156ZM160 200V201H159ZM209 200H210V202H209ZM75 201V202H74ZM88 201V202H87ZM120 201V202H119ZM126 201V202H125ZM137 201V202H136ZM144 201H147V202H144ZM233 201V202H232ZM90 202V203H89ZM105 202V203H104ZM124 202L126 203V204H124ZM130 202V203H129ZM132 202V203H131ZM152 202V203H151ZM221 202V203H220ZM230 202V203H229ZM237 202H239V203H237ZM50 203V204H51ZM86 203V204H85ZM129 203V204H128ZM210 203L212 204L211 205V207H210ZM55 204L53 205V211H54V213H55V210L58 208H56V206H55ZM82 204V205H83ZM122 204H124V205H122ZM128 204V205H127ZM131 204H134V205H132L133 207H131V206H129V205H131ZM137 204H139V205H137ZM172 204V205H171ZM186 204V205H185ZM231 204V205H230ZM253 204H254V206H253ZM88 205V206H87ZM91 205V206H90ZM137 205V206H136ZM142 205V206H141ZM147 205V206H146ZM155 205H156V207H155ZM221 205V206H220ZM233 205V206H232ZM234 205H235V207H234ZM255 205H256V209H253L254 207H255ZM58 206H60V204L58 205ZM119 206V207H118ZM121 206V207H120ZM123 206H124V208L126 209L127 207H130V208H127V209H131L130 211L128 210H125L124 208H123ZM126 206V207H125ZM136 206V207H135ZM163 206L165 207V208H163ZM169 206V207H168ZM212 206H213V208L214 207H216V208H214V210H213V208H212ZM251 206H253V208L251 207ZM6 207V208H5ZM9 207V208H8ZM19 207V208H18ZM54 207H55V209H54ZM62 207V206H61ZM58 208L59 210H61L62 208ZM109 207H110V209H113V211L112 210H110L109 209ZM143 207H145V208H143ZM234 207V208H233ZM237 207V208H236ZM16 208V209H15ZM218 208V209H217ZM219 208H221L220 210H219ZM230 208H233V209H230ZM7 209H9V210H7ZM57 209V210H58ZM109 209V210H108ZM115 209V210H114ZM122 210V211H119V210ZM134 209V210H133ZM138 209V210H137ZM142 209V210H141ZM217 209V210H216ZM253 211H252V210ZM261 210V211H258V210ZM263 209V210H262ZM2 210V211H1ZM16 210V211H15ZM56 210V211H57ZM59 210H58V214H61V218L60 219H63L62 218V215H63V213L61 212H59ZM117 210V211H116ZM123 210H124V212H123ZM200 210H201V212H200ZM216 210V211H215ZM231 210H233L232 212H230ZM238 210H240V211H238ZM256 211V213H255V211ZM93 211V212H92ZM99 211V212H98ZM110 211L112 212V213H110ZM114 211H116L115 213H114ZM119 211V212H118ZM125 211H127V212H129V213H125ZM135 211V212H134ZM143 211H145V212H143ZM160 211V212H159ZM198 211V212H197ZM212 211H213V213H212ZM235 211H237V212H235ZM7 212V213H6ZM13 212V213H12ZM20 212V213H19ZM80 212H82V211H80ZM106 212L108 213L109 212V214H108V216H106L107 214H106ZM120 212H121V215H119L120 214ZM123 212V213H122ZM161 212H162V215H161ZM165 212V213H164ZM176 212V213H175ZM234 212V213H233ZM240 212V213H239ZM255 213L256 215H258V214H260L261 212H263V214H260V219H258V216L257 217H253L252 216V214L253 213ZM257 212H260V213H257ZM19 215H18V214ZM38 213V214H37ZM57 213V212H56ZM103 213H105V214H103ZM140 213V214H139ZM198 213H201V214H198ZM214 213H216V214H214ZM231 213V214H230ZM6 214V215H5ZM15 214V215H14ZM40 214V215H39ZM81 214V213H80ZM89 214L91 215V216H89ZM115 214H117V215H115ZM137 214V215H136ZM138 214H139V216H138ZM157 214V215H156ZM160 214V215H159ZM220 214V215H219ZM240 216H239V215ZM1 215L3 216V217H1ZM46 215V214H45ZM106 217H105V216ZM134 215H136V216H134ZM146 215H149V216H146ZM199 215V216H198ZM214 217H213V216ZM215 215H216V217H215ZM242 215V216H241ZM254 215V214H253ZM10 216V217H9ZM14 216V217H13ZM78 216V217H77ZM115 218H113V217ZM118 217L117 219H116V217ZM124 217V219H123V217ZM144 216V217H143ZM164 216V217H163ZM169 216H171V218L169 217ZM175 216V217H174ZM197 216V217H196ZM219 216L221 217V218H219ZM231 218H230V217ZM235 216H237V217H235ZM9 218V220H8V218ZM12 217V218H11ZM80 217H81V219H80ZM94 217V218H93ZM122 217V218H121ZM133 217V218H132ZM136 217V218H135ZM211 217H212V219H211ZM233 217H235V218H233ZM251 217V218H250ZM254 219H253V218ZM14 218V219H13ZM59 218V217H58ZM69 218V219H68ZM74 218V217H73ZM83 218H85L84 220L86 221H84L83 220ZM92 218H93V220H92ZM106 218V219H105ZM113 218V219H112ZM120 218V219H119ZM132 218V219H131ZM139 218V219H138ZM142 218V219H141ZM163 220H162V219ZM201 219V222H200V219ZM216 218V219H215ZM237 218V219H236ZM252 219V222L254 221V220H256V219H258V221L259 222H257V220H256V222L258 223V225L256 224V222L254 221L253 223H255V225H257L259 228H262L263 229V231H262V229H258L257 227H252V228H255L254 229V231H253V229L252 228H250V225L252 224V222H249L250 221V219ZM256 218V219H255ZM2 219H4V220H2ZM7 219V220H6ZM16 219H17V221H16ZM87 219H88V221H87ZM97 219V221H95L94 222V220H96ZM136 219H138L137 221H136ZM141 219V220H140ZM167 219H169L168 221H167ZM198 219H199V221H198ZM217 219H219V220H217ZM220 219H222L221 221H220ZM238 219H241V220H238ZM249 219V220H248ZM19 220V221H18ZM48 220V221H47ZM66 220V221H67ZM120 222V223H118V221ZM147 220H149V221H147ZM173 220V221H172ZM230 221V223H229V221ZM262 220V221H261ZM14 221V222H13ZM46 221V222H45ZM66 221H64V223H66ZM72 221V218L70 219V221L68 222L67 221V223H66V225L65 226H67L70 222L72 223L73 222ZM83 221L85 222V224L83 223ZM92 221V222H91ZM124 223H123V222ZM126 221V222H125ZM141 221V222H140ZM146 223H145V222ZM164 221V222H163ZM232 221V222H231ZM235 221V222H234ZM8 222V223H7ZM10 222V223H9ZM41 222V223H40ZM44 222V223H43ZM73 222V223H74ZM77 222V223H78ZM102 222V223H101ZM104 222V223H103ZM106 222V223H105ZM135 222V223H134ZM147 222H149V223H147ZM214 222V223H213ZM20 225H19V224ZM74 223V224H75ZM80 223V224H81ZM97 223H98V225H97ZM99 223H101V224H99ZM139 223V224H138ZM158 223V224H157ZM164 223V224H163ZM200 224V225H198V224ZM217 223H219V224H217ZM244 223H245V225H244ZM248 223H250L249 224V226H246V225H248ZM42 224L44 225V226H42ZM47 224H50V225H47ZM96 224V225H95ZM136 224V225H135ZM151 226H150V225ZM157 224V225H156ZM160 224V225H159ZM217 224V225H216ZM220 224H222V226L220 225ZM42 227H41V226ZM47 225V226H46ZM70 226H69V228L70 227H73V226H71V224H69ZM92 225H95V226H92ZM123 225V226H122ZM142 225V226H141ZM144 225V226H143ZM197 225H198V228H200L201 227V229L202 230H204V233H205V236H204V233H203V231H201V229H199V231H195L194 232V230H198V228L196 229V227H197ZM215 225V226H214ZM254 224H252V226H253ZM254 225V226H255ZM17 226V227H16ZM30 226V227H29ZM46 226V227H45ZM51 227V229H50V227ZM119 226H121L122 228H120ZM137 226V227H136ZM155 226V227H154ZM160 226V227H159ZM200 226V227H199ZM218 226V227H217ZM220 226L222 227L221 228V230H220ZM242 226V227H241ZM246 226V227H245ZM12 227V228H11ZM44 227V228H43ZM49 228V230H48V228ZM114 227V228H113ZM128 227V228H127ZM142 228V230H141V228ZM147 227V228H146ZM153 227V228H152ZM159 227V228H158ZM235 227V228H234ZM244 227V228H243ZM248 227L250 228V230L248 231L249 233H248V235H249V237L247 236V234H245V233H247L246 232V230H248ZM34 228V229H33ZM43 228V229H42ZM66 228H68V226L66 227ZM69 228H68V230H69ZM85 228V229H86ZM97 228V229H96ZM119 228V229H118ZM136 228H137V230H136ZM146 228V229H145ZM217 228L219 229V231L217 230ZM241 228V229H240ZM8 229V230H7ZM12 231H10V230ZM18 229V230H17ZM84 229V230H85ZM114 229V230H113ZM121 229V230H120ZM165 229V230H164ZM214 229H216V231H214ZM243 229V230H242ZM252 229V230H251ZM258 229V230H257ZM5 230V231H4ZM48 230V231H47ZM67 230V231H68ZM70 230H74L73 228H70ZM69 230V231H70ZM228 230V231H227ZM261 232H260V231ZM16 231V232H15ZM28 233H26V232ZM39 231V232H38ZM144 231H145V233H144ZM166 231V232H165ZM217 231H218V233H217ZM225 231V232H224ZM232 231V232H231ZM245 231V232H244ZM259 231V232H258ZM53 232V233H52ZM71 232V231H70ZM102 232V233H101ZM121 232H123V233H121ZM213 232V233H212ZM229 232V233H228ZM237 232V233H236ZM243 234H245L246 236L244 237V235H243V237H242V233ZM2 233V234H1ZM11 233V234H10ZM19 233H21V234H19ZM24 233V234H23ZM26 233V234H25ZM51 233H52V235H51ZM104 233V234H103ZM134 233V234H133ZM194 233H196V235H200V233L204 236H202V235H200V237L202 238V240H199L200 238H199V236H197V238L195 237L196 235L194 234ZM8 234H10L11 235V238H10V235H8ZM31 234H32V236H31ZM55 234V235H54ZM103 234V235H102ZM148 234V236H145V235H147ZM165 234H167V235H165ZM213 234V235H212ZM231 234H233V235H231ZM236 234V235H235ZM240 234V235H239ZM14 235V236H13ZM16 235H17V237H16ZM43 235V236H42ZM54 235V236H53ZM195 235V236H194ZM214 235H216V237L214 236ZM218 235V236H217ZM228 235V236H227ZM264 235V234H263ZM6 236V237H5ZM13 236V237H12ZM93 236V237H92ZM140 236V237H139ZM144 236V237H143ZM151 236V237H150ZM182 236L184 237V238H182ZM233 236V237H232ZM251 236H253L254 238H256L254 241L252 240L253 239V237L251 238ZM32 237V238H31ZM48 237H51V238H48ZM131 237V238H130ZM135 237H136V240H135ZM138 237V238H137ZM143 237V238H142ZM161 237V238H160ZM163 237V238H162ZM165 237V238H164ZM175 237V238H174ZM180 239H179V238ZM213 237V238H212ZM218 237V238H217ZM38 240H37V239ZM48 238V239H47ZM115 238V239H114ZM134 238V239H133ZM193 238H196L195 239V241H194V239ZM199 238V239H198ZM216 238V239H215ZM222 238V239H221ZM243 238H245L246 240H247V238H249L248 239V241H253V243H251V242H248V243H250V245L251 244H253V248H251V246L249 245V250L251 251L250 253L248 252V253H245V252H247V251H245L247 248H248V245L247 244H245L246 243V241L243 239ZM250 238H251V240H250ZM23 239V240H22ZM45 239V240H44ZM111 239V240H110ZM143 239H145V240H143ZM177 239V240H176ZM199 240L200 242H198V241H196V240ZM204 239V240H203ZM213 239V240H212ZM224 239V240H223ZM228 239V240H227ZM234 239H235V241H234ZM15 240V241H14ZM17 240H21L20 242H18ZM31 242H30V241ZM43 240V241H42ZM99 240V241H98ZM134 240H135V242H134ZM140 240H142V242L140 241ZM162 240V241H161ZM173 240V241H172ZM180 240H182L181 242H179ZM223 240V241H222ZM243 240V241H242ZM37 241V242H36ZM143 241H145L144 243H143ZM147 241V242H146ZM157 241H158V243H157ZM175 241V242H174ZM176 241H177V243H176ZM215 241V242H214ZM221 242V244H219V243H217V242ZM238 241V242H237ZM241 241V242H240ZM8 242V243H7ZM14 242V243H13ZM23 244H22V243ZM51 242V243H50ZM54 242V243H53ZM105 242V243H104ZM114 242V243H113ZM149 242V243H148ZM163 242H164V244H163ZM179 242V243H178ZM196 242H198V243H196ZM213 244H212V243ZM226 242V243H225ZM234 242V243H233ZM254 242H256V243H254ZM21 245H20V244ZM25 243H27V244H25ZM41 243H42V245H41ZM44 243V244H43ZM49 243V244H48ZM161 243V244H160ZM175 243V244H174ZM182 244V246H184V248H187L188 249V251H186L185 249L183 250V251H186L185 253H183L181 256H179L180 254H181V252H174V251H182V247H180V245ZM194 243H195V245H194ZM205 243V242H204ZM216 243H217V245H218V247H217V245H216ZM222 243H224V245H222ZM236 243V244H235ZM237 243H240V245L242 244V246H243V248H244V246H247V248L245 247V249H243V248H241V249H243V251H245V252H243L242 250H238V246H240L239 244H237ZM31 244V245H30ZM39 244V245H38ZM56 244V245H55ZM130 244V245H129ZM144 246V248L146 249L147 248V250H150V251H147V253H149L150 254V256H149V254L148 255H146V256H148V257H150V258H146V260L145 259H143L144 257H145V253L143 252V248L141 249V247H143L142 245ZM149 244V245H148ZM151 244V245H150ZM178 244H180V245H178ZM231 244H233V245H231ZM245 244V245H244ZM256 244V245H255ZM51 245V246H50ZM161 245V246H160ZM178 247H180V249L179 248H177V246ZM216 247H215V246ZM231 245V246H230ZM22 246V247H21ZM53 246V247H52ZM56 246V247H55ZM137 246V247H136ZM147 246V247H146ZM152 248H151V247ZM156 246V247H155ZM169 246V247H168ZM205 246H206V248H205ZM210 246H212V247H210ZM222 246V247H221ZM224 246H227L226 248L224 247ZM236 246V247H235ZM242 246H240V247H242ZM260 248H263V246H264V244L262 245V243H260ZM96 247V246H95ZM102 247V248H101ZM158 247H161V249L160 248H158ZM198 247H196L195 246V248H196V250L198 249ZM214 247V249H209V248H213ZM231 247H232V250H231ZM52 248V249H51ZM57 248L59 249V250H57ZM149 248V249H148ZM154 248V249H153ZM155 248L157 249V250H155ZM173 248H174V250H173ZM218 248V249H217ZM223 248H225V250H224V252H226V250H228L225 254H224V252H223ZM24 249V250H23ZM40 249V250H39ZM53 249H55V250H53ZM139 249V250H138ZM144 249V250H145ZM164 249V250H163ZM178 249V250H177ZM190 249V250H189ZM192 249V250H191ZM200 249V250H201ZM230 249V250H229ZM238 251H237V250ZM31 250V251H30ZM38 250V251H37ZM43 250V251H42ZM49 250V251H48ZM110 250V251H109ZM160 250V252H162V253H160V256L159 255H157V252ZM199 250V249H198ZM199 250V252H201ZM209 250H211V251H209ZM233 250H235V251H233ZM36 251V252H35ZM138 251H141L143 254H141L140 252L138 253ZM153 251L156 253H153ZM207 251V252H206ZM231 251V252H230ZM240 251V252H239ZM254 251V252H253ZM28 252V253H27ZM41 252V253H40ZM47 252V253H46ZM61 252V253H60ZM116 252V253H115ZM173 252V253H172ZM188 252V256L187 255H185L186 253ZM198 251H196V252H192V253H194V254H192L193 256H195L196 255V253H197V255L195 256V257H197L198 256V261L196 262L195 260H196V258H195V260L193 259L192 261H194V262H196L197 264H199L200 262H201V259H203V260H205L204 258H206L208 255L206 254V257H200L199 258V256L202 254L203 255V252L202 253H199ZM258 252V251H257ZM256 252V253H257ZM33 253V254H32ZM60 253V254H59ZM105 253H107V254H105ZM140 254L139 256H138V254ZM146 253V254H147ZM176 253H177V255H178V253H180L178 256H176ZM199 253V254H198ZM233 253H234V255H233ZM237 255H236V254ZM255 253V254H256ZM35 254V255H34ZM43 254V255H42ZM46 254V255H45ZM58 254H59V256H58ZM116 254V255H115ZM159 254V253H158ZM164 254V256H166V257H162V255ZM248 254V256H246V255ZM34 255V256H33ZM50 255V256H49ZM103 255V256H102ZM108 255V256H107ZM144 257H143V256ZM156 255H157V257H156ZM171 255V256H170ZM201 255V256H202ZM226 255V256H225ZM233 255V256H232ZM243 255V256H242ZM245 255V256H244ZM57 256V257H56ZM143 257V258H141V257ZM156 258L155 260H154V257ZM158 256L159 257H161L160 259H162V260H160L159 258H158ZM170 256V257H169ZM176 256V257H175ZM189 256H190V258H189ZM37 257V258H36ZM55 257H56V259H55ZM58 257H62V258H58ZM112 259H111V258ZM134 257V258H133ZM138 257H140V258H138ZM179 257H181L180 259H179ZM182 258L181 260H183L184 259V264H186V262H189L188 264H191L190 263V261H186V259L185 258ZM220 257V258H219ZM242 257H243V260H242ZM30 258H32V259H30ZM34 258V259H33ZM47 258V259H46ZM110 258V259H109ZM113 258H114V260H113ZM153 258V259H152ZM167 260H166V259ZM37 259V260H36ZM45 259V260H44ZM142 259V260H141ZM151 259V260H150ZM176 259H177V261H176ZM179 259V260H178ZM209 258H208V260H210ZM214 259V258H213ZM213 259L210 261L211 262V264H217V261L216 260H214L215 262L213 263ZM31 260V261H30ZM35 262H33V261ZM52 260V261H51ZM108 260V261H107ZM116 260V261H115ZM142 262H141V261ZM145 260V261H144ZM174 260H175V262H174ZM202 260V261H203ZM237 260H234L233 262H237ZM249 259H248V261L250 262V264H251V261H250ZM45 261V262H44ZM48 261V262H47ZM57 261V262H56ZM140 261V262H139ZM151 261V262H150ZM200 261V262H199ZM206 261V263H204ZM204 262H202V264L204 263V264H210V262L209 263H207V260H205ZM225 261V262H224ZM227 261V262H226ZM22 262V263H21ZM24 262V263H23ZM41 262H43V263H41ZM147 262V263H146ZM149 262V263H148ZM162 262V263H163ZM167 262V263H166ZM194 262H192V264L194 263ZM199 262V263H198ZM233 262H232V264H233ZM235 262V264H241V263H239V262H237L236 263ZM159 263V262H158ZM179 263L180 264H183V263H181V261H179ZM195 263V264H196ZM222 263H220V264H222ZM247 264H248V262H246ZM245 263V264H246ZM111 264H113V262H111ZM154 264H155V262H154ZM161 264V263H160ZM201 264V263H200ZM253 264H254V262H253ZM256 264V263H255Z\"/></svg>","mask_w":264,"mask_h":264},{"label":"bare ground","instance_id":"obj_2","mask_svg":"<svg viewBox=\"0 0 264 264\" xmlns=\"http://www.w3.org/2000/svg\"><path fill=\"white\" fill-rule=\"evenodd\" d=\"M93 0H0V43H2L1 45H0V51L1 50H4L5 52H6V56L4 57V58H2V59H0V109H1V113H0V118H4V119H6L7 120V127H8V129H7V127H6V125H5V127H4V125L3 124H5V121H3V123H2V121H0V139H1V141H3L4 142V147H5V150H4V152H5V154L7 155L6 156V158H8L7 159V161L9 162L10 161V164L11 163H13V164H11V165H13L15 168H16V170L19 172V174L21 175V177H24L26 180L25 181H27L28 182V185L31 187V189L33 190V192H34V196L36 197V199H37V204H38V206H40L41 208H40V210L42 209L43 211L42 212H44V216H47L48 218V220H49V222H51V227H52V225H53V231H54V233L56 234V236H57V239H59L60 241H61V243H62V245H61V247L63 246V249H61V250H63V251H65V256H63V258L62 257H58V258H62V259H60L56 264H105V259H103L102 257H100L99 256V254H98V249H97V251H96V248H97V243H99V242H97L96 240L94 241V238H91L90 239V237L88 238V236H89V234L91 235V233L89 232L88 233V235H86V231L88 230V227L86 228V226H88L89 224V222L87 223V224H85V218H83V220L85 221H83V223L85 224V228H84V226H82L83 224L81 223V221H82V219H81V217H80V219H81V221H80V223L78 222V220H79V218H78V220H77V222L75 223L74 221H73V219L75 220L76 218H75V215H77V214H79L78 216H81V215H83L82 213L84 212L85 213V211H87V214L89 213L88 211V208L89 207H87L86 208V206L83 204V202L81 203V202H79V201H81V200H79L78 201V203H77V201H76V204H69L70 202H69V200L68 201H66L65 199H64V190H60L61 188L62 189H65V188H67L68 186L67 185H69V183L71 182V181H73L72 180V178H70V176H68V179H66V181L64 180V177H65V175L64 176H62L61 175V171H59V168L61 167L60 165H63V160L64 159H66L67 160V157H68V155L69 156H71V154L69 153L70 151H67V149H66V146L64 145V139L63 140H61V137H60V140H59V138L58 139H55V140H53L52 142H51V144H50V146H49V152H48V150H46L45 149V147L48 145H45V141L46 140H48V135H47V133H49L48 132V129H46V128H44L43 127V125H44V123H45V120H46V118H48V117H50V118H53V116L54 115H51V114H53V113H55L54 111L57 109V111L59 112V110L58 109H62V111H65L64 113L66 114V116L68 115L67 113H70V114H72L71 115V118L73 117V118H76V120L74 121V119L72 120V121H69L70 123H71V126H73L74 128H75V130L79 133V135H81L82 137L79 139L78 137H77V135L78 134H76V135H74V138H72V136H71V138H70V141H72V142H74V144H76V145H79V147H81V148H83L82 149V151H85L86 149H90V151H91V149H93V147H94V145H95V147H97V146H99L100 144H98L97 142V139H98V137H99V139H101V135L102 134H100V135H98V132H101L102 131V125H100L101 124V122L99 121V120H96L97 121V123H99L100 122V126H98V124H94L93 122L95 121H90L91 119L93 120L94 118H95V116H96V114L95 113H97L98 115H99V112L97 111V110H95V111H90L89 110V108H90V104L89 103H91V102H94V101H92V100H95V102H97L96 100H97V98H100V95H102V92H104V91H108V90H112L113 91V87H115V84L116 83H114V82H110L109 80L107 81V82H110V83H106L105 81V83L107 84L106 86H105V83L103 82V81H101V78H100V74L98 73V70H92L93 69V67H92V69H90L91 68V62H92V58H90L89 57V55H88V58L90 59V60H85V56L83 55V54H80L79 55V53L78 54H76V56H75V54H73V56H71L70 54H72V53H70V52H74V51H71V49H70V47L72 46V45H70V43H72V39H74L75 37L77 38V41H78V39H79V41L81 40V37H82V39L83 40H85V37L88 35V34H86V36L85 35H81V37L80 38H78L77 37V35H75V34H77L78 33V28H79V30H81L80 28H81V25L85 22V20H84V22H82L83 21V19L84 18H86L85 16H86V13H89V11L90 10H87V7H88V5H89V7H90V5H91V2H92ZM99 1V0H98ZM101 1V0H100ZM99 1V2H100ZM106 2H110V4H109V2H108V4H107V6L108 7H111V5H115V3L116 4H118L117 2H119L120 1V3H121V5H119V7H120V9L118 8V6H117V8L119 9V10H117V12H115V10H116V7H115V10L113 9V7H114V5H113V7H111L110 9H111V11H113L114 10V13L113 14H111V16L112 17H114L115 18V20L117 21V22H115V23H117L116 24V27L118 28V26H119V29H120V31L122 32V33H125V35L128 37V35H130V34H126L127 33V31H130V32H128V33H131V35L129 36V37H133L132 35H133V33L132 32H134V34H135V37H136V35H137V33H135V32H138V31H134L135 30V28L136 27H142V26H136V24L134 23V20H133V18L135 17L134 15H136V12L134 11V7L136 6V4L134 3V2H137V3H139V0H137V1H135V0H119V1H115V0H105ZM147 1V0H146ZM160 1V0H159ZM168 1V0H167ZM166 1V2H167ZM189 1V0H188ZM194 1V0H193ZM202 1V0H201ZM200 0H198V1H195L194 3H195V6L197 5V2H201ZM203 1H205V0H203ZM202 1V2H203ZM208 1V0H207ZM94 2V1H93ZM95 2H96V4H97V0H95ZM94 2V3H95ZM98 2V3H99ZM102 2V1H101ZM169 2V4H168V6H167V8L169 7V9H167L166 8V6H165V8L167 9V10H169V16L167 17V16H165V21H164V23L165 22H167L168 20H170V21H168L169 23H173V26H174V24H178V25H180L181 23V20L184 18V17H186L187 18V16L190 14H187V16H186V13L188 12V11H190L189 10V6L191 5L192 6V4H193V2H192V4H191V2H189L190 4L188 5V11H186V13H184V10H186V9H184L185 7H184V0H169L168 1ZM201 2V5L204 3V5H206V3L205 2H203L202 3ZM209 2V4L208 5H210V8H209V6H208V8H206L205 7V9H207L206 11H208L209 12V20H207V21H209V22H207V23H205L206 21H204V20H202L204 23H205V25L206 24H208L207 26H208V29H207V27H206V29L208 30L207 31V35H206V37H207V41H209V43H207V41H206V45H208L209 46V49L206 47V46H204V47H206V51H208V50H210V52H207V53H209L210 54V56H208V57H210V62H208L209 60L207 59V53L205 54L206 56V58L205 59H207L208 61V64H205V68H207L208 67V65H209V63H210V65H212V69H211V66H210V68L208 69L209 71H212L214 74H215V72L214 71H219V69L221 70L222 69V72L223 71H226V72H224L223 73V75L221 76H219L218 75V72H216L217 74L216 75H218V77H222L221 79L223 80V76H224V78H228L227 76V74H229V75H233L234 77H232V76H230L229 78L230 79H232V78H234L233 80H232V83H230V82H228L229 83V86L227 85V87L228 88H226V84H225V86H223V84L224 83H226L225 81H227L226 79H224L223 80V84L221 85V87L225 90V89H227V91L225 90V92H227V93H225L224 91H222L223 93H225L226 94V98L228 99V102H227V104L225 105V106H229V110H230V112H228V110L227 109H225V107H222V108H224L222 111H224V112H228V114L227 115H229V117L228 116H225L224 114H226V113H223V115L225 116H221V117H224L225 119H226V117H228L229 118V120H228V122H226L227 123V126H225L224 124H222L221 125V129H222V127L224 128V126L226 127V128H224L223 130H224V136L222 137L221 136V131H223V130H219V132H221L220 133V137L221 138H219V135H216L215 133H217V129L216 130H213L214 131V133L211 131V133H213V134H215V136H218V138H219V144H220V142H222V144H218V141H217V139L216 140H213V138H214V135H213V137L212 136H210V137H212L211 139L215 142V141H217V142H215V143H217L218 144V149H216V152H214V149H213V147H211L212 146V144H213V142H212V144H210V148H212V149H210L209 147V150H211V152L210 153H208L210 156H211V162L208 160V163L209 164H213L214 165V163H213V161H212V159H214V156L216 157V160L218 161V159L219 160H221V158L222 157H220L222 154H224V155H222V156H224L223 158L225 159L224 160V163H225V165H224V167H225V169H226V171H225V176H224V173H223V176H224V179H225V181L223 180V178L221 179V177H216L217 175H216V172L214 171L213 172V170H214V168L215 167H212V166H209V167H211V170L209 169V172L208 173H215V175L216 176H214L213 174H211V176L213 175L214 177H216L214 180H213V178H212V180L216 183V181L218 182V179L217 178H219V180L221 179V182L223 183V181L225 182V183H223V184H226V186H228L229 188H230V190H231V193H234L233 192V186H234V184H235V182L236 181H239V180H236L235 181V179H237V178H235V175L237 176V172H239V171H237L236 169H238V168H241V167H243L241 164L242 163H247V162H249V160H251L252 159V157H254V159L255 158H257V157H263L262 156V154H264V0H209L208 1ZM119 3V4H120ZM161 3V2H160ZM188 3V2H187ZM93 4V3H92ZM102 4H104V0H103V3ZM143 5V4H142ZM153 5V4H152ZM165 5H167V3L165 4ZM198 5H199V3H198ZM198 5L196 6V10L199 12L200 10H203V9H201L202 8V6H201V8H200V10H198L197 8H198ZM91 6H93V5H91ZM96 6V5H95ZM95 6H93V7H95ZM116 6V5H115ZM146 6V5H145ZM154 6V5H153ZM159 6H160V4H159ZM164 6V5H163ZM195 6H193V7H195ZM89 7H88V9H89ZM93 7H90V8H93ZM98 7V6H97ZM101 7V6H100ZM157 7V6H156ZM161 7V6H160ZM199 7H200V5H199ZM142 8V7H141ZM146 8V7H145ZM159 8V7H158ZM186 8H187V6H186ZM95 9H98V10H96V11H99V8H95ZM95 9L93 10V12L95 11ZM101 9V8H100ZM103 9H107V7L105 8V7H103ZM110 9H107L106 11H109V12H111L110 11ZM137 9V8H136ZM140 9V8H139ZM157 9V8H156ZM163 9H164V7H163ZM191 9V8H190ZM195 9V8H194ZM92 10V9H91ZM102 10V9H101ZM158 10V9H157ZM104 11V10H103ZM103 11H101V13L103 12ZM106 11H105V14H107L106 13ZM156 11V10H155ZM165 11V10H164ZM163 11V12H164ZM193 11H195V10H193ZM196 11V12H197ZM205 11V12H206ZM92 12V13H93ZM158 12H160V11H158ZM167 12V11H166ZM166 12H165V15H166ZM197 12V13H198ZM201 12H203V11H201ZM205 12H203L204 14H202V15H206L205 14ZM92 13H89V14H92ZM97 13V12H96ZM116 13H117V15H116ZM134 13V14H133ZM160 13H162V12H160ZM192 13V12H191ZM200 13V12H199ZM198 13V15H199V17L201 18L202 16L200 15ZM109 14V13H108ZM115 14V15H114ZM146 14L148 15V13L146 12ZM153 14V13H152ZM94 15H96V14H94ZM98 15H99V13H98ZM101 15H104V14H101ZM114 15V16H113ZM185 15V16H184ZM89 17H90V15H88ZM109 16V15H108ZM108 16H102L103 18H105L106 20H110V22H111V20H113L112 18H111V16L110 17H108ZM134 16V17H133ZM161 16V15H160ZM195 16H196V14H195ZM194 16V17H195ZM94 17V16H93ZM98 17V16H97ZM96 17V18H97ZM100 17V16H99ZM101 17V18H102ZM137 17V16H136ZM135 17V18H136ZM142 17H144V16H142ZM151 17V16H150ZM167 17V18H166ZM205 17V16H204ZM100 18V19H101ZM107 18H109V19H107ZM111 18V19H110ZM146 18V17H145ZM155 18H157V17H155ZM154 18V19H155ZM160 18V17H159ZM159 18H158V20H159ZM162 18V17H161ZM195 18H197L198 19V17H195ZM206 18V17H205ZM93 19V18H92ZM99 19V18H98ZM99 19V20H100ZM105 19H102V21L103 20H105ZM137 19H139V18H137ZM142 19V18H141ZM153 18H152V20H154ZM166 19H168L167 21H166ZM192 19V18H191ZM196 19V20H197ZM206 19H208V18H206ZM205 19V20H206ZM89 20V19H88ZM95 20V19H94ZM94 20H93V22H94ZM158 20L157 19H155V21H157L158 22ZM184 20V19H183ZM189 20V19H188ZM196 20L194 21V22H196ZM200 19H198V21H199ZM101 21V22H102ZM137 21V20H136ZM135 21V22H136ZM139 21V20H138ZM141 21V20H140ZM191 21V20H190ZM193 21V20H192ZM88 22V21H87ZM92 22V21H91ZM90 22V23H91ZM95 22H97V21H95ZM106 22V21H105ZM109 22V21H108ZM109 22V23H110ZM142 22H144V21H142ZM142 22H141V24H142ZM151 22V21H150ZM161 22H163L162 20H161ZM182 22H184V21H182ZM185 22H186V20H185ZM184 22V23H185ZM201 22V21H200ZM108 23V24H109ZM112 23V22H111ZM114 23V22H113ZM112 23V24H113ZM138 23V22H137ZM159 23H160V21H159ZM158 23V24H159ZM168 23V24H169ZM93 24V23H92ZM135 24V25H134ZM140 24V25H141ZM152 24H153V21H152ZM152 24H151V26H152ZM196 24H198V23H196ZM202 24V27L204 28L205 26L203 25V23H200L199 25H201ZM89 25V24H88ZM114 25V24H113ZM118 25V26H117ZM133 25L134 26H136L135 28H133L132 29V27H133ZM144 25V24H143ZM159 25H161V27H163L165 24H159ZM170 25V24H169ZM187 25H188V23H187ZM87 26V25H86ZM115 26V25H114ZM113 26V27H114ZM158 26V25H157ZM168 26V25H167ZM172 26V25H171ZM180 26H182V25H180ZM179 26V27H180ZM193 26V25H192ZM198 26V25H197ZM197 26H196V28H197ZM89 27V26H88ZM160 27V26H159ZM161 27H160V29H161ZM165 27H166V25H165ZM137 28V29H138ZM144 28V27H143ZM156 28V27H155ZM172 28H174V27H172ZM178 28V27H177ZM183 28H185V27H183ZM200 28H201V26L198 28L199 30H200ZM202 28V29H203ZM90 29H91V26H90ZM118 29V30H119ZM130 29H132V30H130ZM152 29H154V27H151V30ZM171 29V28H170ZM178 29H180V28H178ZM177 29V30H178ZM206 29H204V32H202V33H205L206 31ZM92 30V29H91ZM115 30V29H114ZM117 29L115 30L116 31V33H115V31H114V34H113V32H111V35L113 34V35H115L116 34V37L114 36V38H115V41H116V43L118 44V42H117V36L120 34V35H122L123 36V34L122 33H119V32H117L118 31ZM139 30V29H138ZM151 30H150V32H151ZM154 30H156V29H154ZM158 30H159V28H158ZM173 30V29H172ZM182 30V29H181ZM184 30V29H183ZM199 30H197V35L201 32V31H203V30H200V32L198 33V31ZM107 31V30H106ZM144 31V30H143ZM161 31V30H160ZM159 31V32H160ZM168 31H169V29H168ZM176 31V30H175ZM94 32V31H93ZM104 32H105V30H104ZM110 32V31H109ZM108 32V33H109ZM140 32V31H139ZM159 32H157V34L160 36V33ZM171 32V31H170ZM185 32V31H184ZM80 33V32H79ZM78 33V34H79ZM154 33V32H153ZM171 33H173V32H171ZM178 33V32H177ZM194 33H195V31H194ZM95 34V33H94ZM103 34V33H102ZM143 34V33H142ZM150 34H152V32L150 33ZM149 34V35H150ZM180 34V33H179ZM80 35V34H79ZM97 35V34H96ZM110 35V34H109ZM110 35V36H111ZM113 35H112V38H111V42L112 41H114V40H112V39H114L113 38ZM120 35L118 36V38L119 39H121V40H123L124 38L123 37H121L120 38ZM124 35V36H125ZM155 35V34H154ZM181 35V34H180ZM203 35H205V34H203ZM90 36V35H89ZM93 36V35H92ZM104 36H105V34H104ZM125 36V38H126V40H127V37ZM165 36V35H164ZM178 36V35H177ZM183 36V35H182ZM84 37V38H83ZM94 37V36H93ZM98 37H99V35H98ZM168 37H170V34H169V36ZM181 37V36H180ZM198 37V36H197ZM200 37H202V38H200ZM204 36H201V34H200V36H199V38L200 39H204V38H206V37H204ZM89 38V37H88ZM87 37H86V41L87 40H89ZM97 38V37H96ZM138 38V37H137ZM95 39V38H94ZM104 39H105V37H104ZM106 39H108L107 37H106ZM135 39V38H134ZM133 39V40H134ZM139 39H140V37H139ZM160 39V38H159ZM163 39V38H162ZM168 39V38H167ZM178 39H180V38H178ZM178 39H177V41L176 42H178ZM183 39V38H182ZM196 39H198V38H196ZM199 39V40H200ZM91 40H93V39H91ZM91 40H89V41H91ZM100 40V39H99ZM126 40H124V41H126ZM130 40V39H129ZM174 40V39H173ZM172 40V41H173ZM205 40L206 39H204L203 40V42L205 43ZM82 41V40H81ZM101 41V40H100ZM118 41H120V40H118ZM157 41H158V39H157ZM168 41V40H167ZM166 41V42H167ZM169 41H170V39H169ZM191 41V40H190ZM73 42H74V40H73ZM84 42V41H83ZM110 42V43H111ZM130 42V41H129ZM175 42V43H176ZM195 42V41H194ZM198 42V41H197ZM203 42L201 41V43L203 44ZM19 43V44H18ZM21 43V44H20ZM78 43V42H77ZM85 43V42H84ZM87 43V42H86ZM112 43H115V42H112ZM120 43V42H119ZM123 42H121V45H123V47H124V43L122 44ZM143 43V42H142ZM172 43V42H171ZM192 43H193V41H192ZM200 43V44H201ZM19 45L20 47H21V45H22V47L23 48H17V46L16 45ZM23 44H25V45H23ZM75 44V43H74ZM107 44V43H106ZM117 44L115 45V46H113V48H115V49H117V51H118V48H117ZM158 44V43H157ZM156 44V45H157ZM177 44V43H176ZM179 44V43H178ZM200 44H198L197 46L199 47V45ZM201 44V45H202ZM78 45V44H77ZM114 45V44H113ZM119 45V44H118ZM118 46V47H122V46ZM139 45V44H138ZM138 45H137V49H138ZM144 45H146V44H144ZM200 45V47H199V49L202 47ZM203 45H205V44H203ZM16 48H15V47ZM75 46V45H74ZM142 46V45H141ZM106 47V46H105ZM112 47V46H111ZM147 47H148V45H147ZM172 47V46H171ZM175 47V46H174ZM75 48V47H74ZM107 48V47H106ZM133 48V47H132ZM131 48V49H132ZM143 48V47H142ZM141 48V49H142ZM154 48H156L155 46H154ZM163 48V47H162ZM166 48V47H165ZM73 49V48H72ZM78 49V48H77ZM107 49H109V47L107 48ZM114 49V50H115ZM130 49V48H129ZM149 49V48H148ZM159 49V48H158ZM167 49V48H166ZM171 49V48H170ZM179 49V48H178ZM105 50V49H104ZM113 50V51H114ZM119 50L121 51H123V49L122 48H119ZM160 50V49H159ZM162 50V49H161ZM168 50V49H167ZM103 51V50H102ZM108 51V50H107ZM139 51H140V49H139ZM138 51V52H139ZM149 51V50H148ZM174 51V50H173ZM172 51V52H173ZM178 51V50H177ZM180 51V50H179ZM191 51V50H190ZM75 52L77 53V51H76V49H75ZM74 52V53H75ZM79 52V51H78ZM119 52V51H118ZM125 52V51H124ZM147 52V51H146ZM150 52V51H149ZM152 52V51H151ZM150 52V53H151ZM161 52V51H160ZM170 52V51H169ZM185 52V51H184ZM196 52V51H195ZM204 52V51H203ZM25 53H26V55H25ZM28 53H29V56H28ZM106 53V52H105ZM128 53V52H127ZM135 53V52H134ZM143 53V52H142ZM158 53V52H157ZM179 53V52H178ZM111 54V53H110ZM117 54V53H116ZM122 54H124V53H122ZM132 54V53H131ZM137 54V53H136ZM148 54V53H147ZM83 55V57H81ZM98 55V54H97ZM104 55V54H103ZM113 55V54H112ZM118 55H120V54H118ZM125 55V54H124ZM127 55V54H126ZM142 55V54H141ZM169 55V54H168ZM172 55H173V53H172ZM177 55V54H176ZM176 55H175V57H176ZM180 55V54H179ZM178 55V56H179ZM183 55V54H182ZM192 55V54H191ZM200 55V54H199ZM202 55H204V54H202ZM27 56V57H26ZM95 56V55H94ZM94 56H93V58H94ZM128 56V55H127ZM130 56V55H129ZM151 56V55H150ZM162 56V55H161ZM198 55H196V57H197ZM28 57H30V59H32L31 61L28 59L27 60V58ZM102 57V56H101ZM101 57H100V59H101ZM120 57V56H119ZM153 57V56H152ZM158 57V56H157ZM194 57V56H193ZM83 58V59H82ZM121 58H122V55H121ZM120 58V59H121ZM124 58V57H123ZM122 58V59H123ZM128 59L130 58V57H127ZM127 58H126V60H127ZM146 58V57H145ZM149 58V57H148ZM154 58V57H153ZM170 58H171V56H170ZM182 58V57H181ZM198 58V57H197ZM199 58L201 59V57L199 56ZM71 59H73V63H75L76 64V67H75V64H73L72 63V68L73 67H75V68H71V66L70 67H67V66H69L68 64H71V62H69V61H71ZM86 59H87V57H86ZM113 59V58H112ZM125 59V58H124ZM168 60H169V58H167ZM172 59V58H171ZM170 59V60H171ZM190 59V58H189ZM82 60H84V62L82 61ZM96 60V59H95ZM99 60V59H98ZM97 60V61H98ZM118 60V58L116 59V60H114L115 62ZM142 60V59H141ZM148 60V59H147ZM158 60V59H157ZM173 60H174V58H173ZM180 60V59H179ZM178 60V61H179ZM69 63H68V62ZM89 61H91V62H89ZM113 61V62H114ZM130 61V60H129ZM196 61H197V59H196ZM195 61V62H196ZM199 61V60H198ZM202 61H203V59H202ZM205 61V60H204ZM14 62V63H13ZM16 62V63H15ZM79 62L81 63V66H82V63H83V65L85 66V68L84 67H81L80 66V68L82 69V71H83V68L84 69H86V73H84V71H83V73L82 74H80V72L79 73H77L79 70ZM114 62V63H115ZM126 62V61H125ZM153 62H155V61H153ZM160 62V61H159ZM172 62V61H171ZM194 62V61H193ZM200 62V61H199ZM68 63V64H67ZM93 64H94V62H92ZM118 63H120V62H118ZM180 63V62H179ZM181 63H182V61H181ZM186 63H187V61H186ZM15 64V65H14ZM77 64H78V67H77ZM105 64V63H104ZM115 64H117V62L115 63ZM114 64V65H115ZM124 64V63H123ZM204 64V63H203ZM74 65V66H73ZM113 65V64H112ZM113 65V66H114ZM128 65V64H127ZM166 65V64H165ZM178 65V64H177ZM191 65H192V63H191ZM200 65V64H199ZM202 65V64H201ZM24 66V67H23ZM147 66V65H146ZM153 66V65H152ZM170 66V65H169ZM172 66V65H171ZM204 66V65H203ZM28 68V70L26 71L27 73L23 76H21V77H17V78H12V76L14 75V73H17L18 71H19V69L21 70L22 68L24 69V68ZM115 67H117V65L116 66H114V70H115ZM165 67V66H164ZM176 67V66H175ZM177 67H179V66H177ZM10 68V70H8ZM68 68H71V70H69ZM76 68H78V69H76ZM89 68V69H88ZM121 67L119 66V69H120ZM124 69H125V67H123ZM192 68V67H191ZM198 68V67H197ZM200 68V67H199ZM204 68V67H203ZM75 69V70H74ZM80 69V70H81ZM134 69V68H133ZM135 69H136V67H135ZM181 69H183V68H181ZM180 69V70H181ZM196 69V68H195ZM202 69V68H201ZM200 69V70H201ZM211 69V70H210ZM224 69V70H223ZM73 70V71H72ZM87 70H89V71H92V72H90V74H89V76L91 77V78H89V76H87L88 74H87V72H89V71H87ZM113 70V71H114ZM199 70V71H200ZM17 71V72H16ZM74 71H77V72H75V73H73ZM117 71V70H116ZM115 71V72H116ZM136 71V70H135ZM161 71H163V70H161ZM169 71H170V69H169ZM176 71V70H175ZM205 71H206V69H205ZM228 71V72H227ZM221 72V71H220ZM130 73V72H129ZM168 73V72H167ZM193 73V72H192ZM195 73V72H194ZM202 73H203V71H202ZM201 73V74H202ZM205 73V72H204ZM130 74H132V73H130ZM136 74V73H135ZM140 74V73H139ZM169 74V73H168ZM206 74V73H205ZM213 74V75H214ZM220 74V73H219ZM141 75V74H140ZM204 75V74H203ZM212 75V74H211ZM210 75V76H211ZM212 75V76H213ZM227 75V76H226ZM84 76V77H83ZM114 76V75H113ZM142 76V75H141ZM167 76V75H166ZM169 76V75H168ZM191 76V75H190ZM206 76H207V74H206ZM99 77V78H98ZM115 77V76H114ZM131 77H132V75H131ZM130 77V78H131ZM139 77L140 76H138V82H139ZM175 77V76H174ZM198 77V76H197ZM204 77V76H203ZM209 77V76H208ZM217 77V76H216ZM232 77V78H231ZM111 78V77H110ZM129 78V77H128ZM165 78V77H164ZM168 77H166V79H167ZM171 78V77H170ZM178 78V77H177ZM176 78V79H177ZM193 78V77H192ZM211 78H213V77H211ZM210 78V79H211ZM119 79H120V77H119ZM165 79V80H166ZM186 79V78H185ZM207 79V78H206ZM230 79H228V81L230 80ZM169 80V79H168ZM167 80V81H168ZM171 80V79H170ZM188 80V79H187ZM190 80V79H189ZM200 80V79H199ZM198 80V81H199ZM209 80V79H208ZM212 81L214 80V78L213 79H211ZM217 80L218 79H216L215 81L217 82ZM222 80H220V81H222ZM113 81H116V80H113ZM137 81V80H136ZM162 81V80H161ZM178 81V80H177ZM182 81V80H181ZM184 81V80H183ZM201 81H203V80H201ZM210 81V80H209ZM212 81H210L209 83H211V84H207L206 83V85H208V86H215V83L213 82L212 83ZM219 81V80H218ZM102 82H103V84H104V86H102ZM142 82V81H141ZM165 82V81H164ZM188 82V81H187ZM204 82V81H203ZM208 82V81H207ZM130 83V82H129ZM159 83H161V82H159ZM168 83V82H167ZM181 83V82H180ZM184 83H186V82H184ZM194 83V82H193ZM195 83H197L196 81H195ZM200 83V82H199ZM227 83V84H228ZM125 84V83H124ZM127 84V83H126ZM149 84V83H148ZM186 84H188V83H186ZM218 84V82L216 83V85ZM220 84H221V82H220ZM219 84V85H220ZM116 85H118V83L116 84ZM121 85H122V83H121ZM137 85V84H136ZM152 85V84H151ZM181 85V84H180ZM183 85V84H182ZM185 85V84H184ZM193 85V84H192ZM201 85H202V83H201ZM203 85H205V84H203ZM202 85V86H203ZM135 86V85H134ZM141 86V85H140ZM197 86V85H196ZM201 86V87H202ZM124 87V86H123ZM136 87V86H135ZM145 87V86H144ZM162 87H164V85L162 86ZM200 87V88H201ZM206 87V86H205ZM216 87H218V85L216 86ZM216 87H214V88H216ZM225 87V88H224ZM113 88V89H112ZM116 88H117V86H116ZM120 88V87H119ZM147 87H145V89H146ZM151 88V87H150ZM177 88V87H176ZM190 88H191V86H190ZM192 88H193V86H192ZM207 88V87H206ZM219 88H220V86H219ZM222 88H221V90H222ZM92 90L91 91V93H90V91H88L91 95H92V100H91V102H90V99L91 98H87L88 100H84V98H86L87 96H85V94H87L86 93V90ZM106 89V90H105ZM218 89V88H217ZM116 90V89H115ZM128 90V89H127ZM173 90V89H172ZM181 90V89H180ZM184 90H185V88H184ZM195 90V89H194ZM203 90V89H202ZM215 90V89H214ZM213 90V91H214ZM144 91V90H143ZM153 91V90H152ZM176 91V90H175ZM174 91V92H175ZM178 91V90H177ZM207 91H208V88H207ZM206 91V92H207ZM212 91V90H211ZM115 92V91H114ZM160 92V91H159ZM184 92V91H183ZM190 92V91H189ZM216 92V91H215ZM88 93V94H89ZM104 93H106V92H104ZM103 93V94H104ZM108 93V92H107ZM107 93L105 94V96L107 95ZM111 93V92H110ZM109 93V94H110ZM135 93V92H134ZM148 93V92H147ZM178 93V92H177ZM208 93H211V92H208ZM217 93H218V90H217ZM87 94V95H88ZM108 94V95H109ZM112 94H113V92H112ZM129 94V93H128ZM163 94V93H162ZM175 94V93H174ZM180 94V93H179ZM186 94V93H185ZM190 94V93H189ZM215 94V93H214ZM219 94V96H220V92L218 93ZM115 95V94H114ZM113 95V96H114ZM169 95V94H168ZM187 95V94H186ZM191 95H193V94H191ZM194 95H196V94H194ZM208 95V94H207ZM223 95V94H222ZM104 96V95H103ZM136 96V95H135ZM184 96V95H183ZM218 96V95H217ZM217 96H216V98H217ZM107 97H109V96H107ZM191 97L192 96H190V101L192 100L191 99ZM207 97V96H206ZM221 97V96H220ZM223 97H225V95L224 96H222V98H221V102H218L219 103V105H220V103L221 104H223V106H224V103H225V101H227V99L226 100H224L223 99ZM110 98H113V97H110ZM173 98H174V95H173ZM204 98V97H203ZM105 99V98H104ZM115 99V98H114ZM117 99V98H116ZM168 99H170V97H168ZM172 99V98H171ZM201 99V98H200ZM212 99V98H211ZM222 99H223V101H222ZM164 100V99H163ZM194 100V99H193ZM208 100V99H207ZM215 100V99H214ZM218 100H219V98H218ZM85 101H88L89 103V105L88 104H85ZM100 101H101V99H100ZM114 101V100H113ZM113 101H111L110 103H112ZM166 101H167V99H166ZM188 101V100H187ZM186 101V102H187ZM106 102H108L107 100H106ZM117 102V101H116ZM124 102V101H123ZM169 102V101H168ZM194 102V101H193ZM204 102V101H203ZM202 102V103H203ZM223 102V103H222ZM114 103V102H113ZM118 103V102H117ZM165 103V102H164ZM173 103V102H172ZM176 103V102H175ZM189 102H187V104H188ZM192 103V102H191ZM191 103H189L188 105H190L191 106ZM199 104H201L200 103V101L198 102ZM197 103V104H198ZM215 103V102H214ZM217 103V104H218ZM109 104V103H108ZM167 104V103H166ZM170 104V103H169ZM204 104V103H203ZM216 104V103H215ZM88 105V106H87ZM92 105H95V103L93 104L92 103ZM103 105H105V104H103ZM112 105H114V104H112ZM111 105V106H112ZM164 105V104H163ZM168 105V104H167ZM183 105V104H182ZM214 105V104H213ZM218 105V106H219ZM110 106V105H109ZM114 106H116V105H114ZM118 106V105H117ZM116 106V107H117ZM181 106V105H180ZM189 106V107H190ZM200 106H202V105H200ZM215 106H217V105H215ZM89 107V108H88ZM92 107V106H91ZM99 107V106H98ZM126 107V106H125ZM183 107V106H182ZM187 107V106H186ZM188 107V108H189ZM192 107V106H191ZM190 107V108H191ZM208 107V106H207ZM220 107H221V105H220ZM46 108H48V109H46ZM56 108V109H55ZM93 108L94 107H92L91 109L93 110ZM96 108V107H95ZM94 108V109H95ZM106 108V107H105ZM165 108V107H164ZM163 108V109H164ZM188 108H186V109H188ZM194 108V107H193ZM206 108V107H205ZM213 108H214V106H213ZM216 108V107H215ZM31 109H33L34 111H36L37 113H38V116H34V118H32L30 115H29V112H27L28 110H30V111H32ZM41 109H46V110H49V111H51V109H53L52 111H53V113L52 112H41V111H39V110H41ZM55 109V110H54ZM86 109H88L89 111H90V113H91V115L92 114H95V116L94 115H92L94 118H91L92 116L90 115V114H88L89 116H87V113H86V118H87V120L88 121H86L84 118V113H85V111H86ZM103 109V108H102ZM118 109V108H117ZM174 109V108H173ZM192 109V108H191ZM201 109V108H200ZM207 109V108H206ZM205 109V110H206ZM217 109H219V107L217 108ZM87 110V111H88ZM106 110V109H105ZM113 110H114V108H113ZM115 110H116V108H115ZM132 110V109H131ZM193 110V109H192ZM195 110V109H194ZM209 110V109H208ZM211 110H212V108H211ZM215 110V109H214ZM56 111V113H58ZM68 111V112H67ZM69 111H74L75 113H77L78 114V116H79V118L78 117H74V115L76 116V114L75 113H71V112H69ZM86 111V112H87ZM88 111V112H89ZM104 111V110H103ZM176 111V110H175ZM201 111V110H200ZM213 111V110H212ZM25 112H27L28 114H26ZM95 112V113H94ZM119 112V111H118ZM214 112H216V111H214ZM214 112H212V113H214ZM219 112H221V110L220 111H218V113ZM25 113V114H24ZM60 113V112H59ZM63 113V112H62ZM62 113H61V115H62ZM162 113H163V111H162ZM168 113V112H167ZM172 113V112H171ZM183 113V112H182ZM206 113V112H205ZM70 114L68 115L69 117H70ZM74 114V115H73ZM105 114V113H104ZM108 114V113H107ZM183 114H187V112H185V113H183ZM220 114V113H219ZM218 114V115H219ZM101 115V114H100ZM205 115V114H204ZM203 115V116H204ZM215 115V114H214ZM222 115V114H221ZM65 116V115H64ZM67 116V117H68ZM174 116V115H173ZM180 116V115H179ZM213 116V115H212ZM55 117V116H54ZM62 117V116H61ZM181 117H182V115H181ZM180 117V118H181ZM183 117H184V115H183ZM186 117V116H185ZM214 117V116H213ZM220 117V116H219ZM60 118V117H59ZM70 118V119H71ZM96 118H97V116H96ZM120 118V117H119ZM224 118H220L221 120H224L225 121V119ZM227 118V119H228ZM63 118H61V120H62ZM90 119V120H89ZM99 119V118H98ZM110 120V119H109ZM162 120V119H161ZM182 120V119H181ZM213 120V119H212ZM55 121V120H54ZM53 121V122H54ZM65 121V120H64ZM90 121V122H89ZM110 121H112V118H111V120ZM180 121V120H179ZM215 121H217V120H215ZM227 121V120H226ZM52 122V123H53ZM69 122H68V124H69ZM72 122H73V124H72ZM103 122V121H102ZM128 122V121H127ZM186 122H187V120H186ZM218 122V126L220 125L219 124V122H220V120L219 121H217ZM56 123V122H55ZM92 123H93V125H95L94 126V128H93V125H92ZM109 123V122H108ZM107 123V124H108ZM143 123V122H142ZM211 123V122H210ZM224 123V122H223ZM173 124V123H172ZM53 125V124H52ZM92 125V126H91ZM106 125V124H105ZM130 125V124H129ZM165 125V124H164ZM214 125H215V123H214ZM214 125H213V127H214ZM224 125V126H223ZM54 126V125H53ZM114 126V125H113ZM124 126V125H123ZM172 126V125H171ZM185 126H187V125H185ZM212 126V125H211ZM211 126H210V128H211ZM43 127V128H42ZM98 127H100L101 128V130L99 131V128ZM110 127V126H109ZM141 127H143V126H141ZM161 127V126H160ZM172 127H174V126H172ZM204 127H205V125H204ZM212 127V129H214ZM215 127H216V125H215ZM54 128H56V126L54 127ZM54 128H52V130L54 131L55 129ZM112 128V127H111ZM171 128V127H170ZM208 128V127H207ZM105 129V128H104ZM172 129V128H171ZM174 129V128H173ZM219 129H220V126H219ZM170 130V129H169ZM49 131H51V130H49ZM109 131V130H108ZM208 131V130H207ZM216 131V132H215ZM103 132V131H102ZM101 132V133H102ZM112 132V131H111ZM117 132V131H116ZM139 132V131H138ZM162 132V131H161ZM171 132V131H170ZM118 133V132H117ZM123 133V132H122ZM156 133V132H155ZM165 133V132H164ZM172 133V132H171ZM210 133V132H209ZM55 134V133H54ZM56 134H58V133H56ZM56 134H55V136H56ZM116 134V133H115ZM127 134V133H126ZM136 134V133H135ZM205 134H206V132H205ZM204 134V135H205ZM109 135H110V133H109ZM124 135V134H123ZM160 135V134H159ZM159 135H157V136H159ZM76 136V137H75ZM104 136V135H103ZM107 136V135H106ZM162 136V135H161ZM54 137V136H53ZM207 138V137H206ZM209 138V137H208ZM222 138H223V140H222ZM98 139V140H99ZM173 139V138H172ZM59 140V141H58ZM102 140V139H101ZM112 140V139H111ZM222 140V141H221ZM61 141V142H60ZM131 141V140H130ZM164 141V140H163ZM2 142V143H3ZM47 142V141H46ZM128 142V141H127ZM184 142V141H183ZM99 143H100V140H99ZM155 143V142H154ZM215 143H214V145H215ZM70 144V143H69ZM98 144V145H97ZM109 144V143H108ZM111 144V143H110ZM157 144V143H156ZM75 145V146H76ZM132 146H133V144H131ZM213 145V146H214ZM45 146V147H44ZM106 146V145H105ZM126 146V145H125ZM128 146V145H127ZM155 146V145H154ZM216 146V145H215ZM219 146H221V147H219ZM2 147V146H1ZM78 147V146H77ZM107 147V146H106ZM183 147V146H182ZM46 148H48V146L46 147ZM99 148H100V146L98 147V148H96V149H98L99 150ZM179 148V147H178ZM88 149V150H89ZM128 149V148H127ZM132 149V148H131ZM135 149V148H134ZM255 149V150H254ZM94 150V149H93ZM97 150V151H98ZM101 150V149H100ZM158 150V149H157ZM66 151L68 152L67 153V157L65 158V154H66ZM87 151V150H86ZM90 151H88V152H86V154H90V153H93L94 154V152H96L99 156H100V154L97 152V151H93V152H90ZM124 151V150H123ZM135 151V150H134ZM207 151V150H206ZM254 151V152H253ZM99 152H101V151H99ZM212 152H214L215 153V155H213V158H212ZM26 155H25V154ZM95 153V154H96ZM213 153V154H214ZM4 154V155H5ZM83 154H84V152H83ZM108 154V153H107ZM118 155V154H117ZM127 155V154H126ZM23 156H26V158H24ZM91 156V155H90ZM89 156V157H90ZM93 157H94V155H92ZM96 156V155H95ZM110 156V155H109ZM132 156V155H131ZM139 156V155H138ZM145 156V155H144ZM28 157H30V158H28ZM88 157V156H87ZM98 157V156H97ZM96 157V158H97ZM101 158H102V156H100ZM122 157V156H121ZM133 157V156H132ZM142 157H143V155H142ZM151 157V156H150ZM156 157V156H155ZM1 158V157H0ZM96 158H94V161H96L95 159ZM100 158V162H102L103 160ZM109 158V157H108ZM110 158H112V157H110ZM141 158V157H140ZM139 158V159H140ZM223 158H222V160L220 161V162H222L223 161ZM3 159V158H2ZM26 159H31L30 161H28L29 163H31L32 164V162L35 164V166L37 167V168H34L35 166H34V164H30L29 166H34L33 167V170H32V168L30 169L27 165L29 164L28 162H27V160ZM49 159H52V161L54 162V164H53V162H52V164H53V167H50V166H52V165H50L49 166V164H48V160ZM99 159V158H98ZM104 159V158H103ZM113 159V158H112ZM122 159H123V157H122ZM141 159H143V158H141ZM146 159V158H145ZM148 159V158H147ZM152 159V158H151ZM208 159H210V157H208ZM261 159V158H260ZM264 159V158H263ZM66 160H64V162H66L67 163V161ZM83 160V159H82ZM88 160V159H87ZM91 160V159H90ZM93 160V159H92ZM102 160V161H101ZM108 160V159H107ZM114 160V159H113ZM113 160H112V163H113ZM137 160V159H136ZM215 160V159H214ZM215 160V161H216ZM253 160V159H252ZM259 160V159H258ZM257 160V161H258ZM118 161V160H117ZM153 161V160H152ZM199 161V160H198ZM205 161H207V159L205 160ZM216 161V162H217ZM263 160L261 159L259 162H262ZM2 162V161H1ZM50 162V161H49ZM51 162H50V164H51ZM88 162V161H87ZM97 162V161H96ZM95 162V163H96ZM98 162H99V160H98ZM106 161L104 160V163H105ZM122 162V161H121ZM126 162V161H125ZM131 162V161H130ZM133 162V161H132ZM132 162H131V164H132ZM138 162V161H137ZM264 162V161H263ZM92 163H93V161H92ZM110 163V162H109ZM111 163V164H112ZM123 163V162H122ZM143 163V162H142ZM151 163V162H150ZM162 163V162H161ZM199 163V162H198ZM205 163V162H204ZM223 163V162H222ZM223 163V164H224ZM238 163H241L240 165H241V167H238V168H236L237 166H239L238 165ZM254 163V162H253ZM85 164V163H84ZM83 164V165H84ZM131 164H130V166H131ZM163 164V163H162ZM162 164H161V166H162ZM206 164H207V162H206ZM205 164V165H206ZM208 164V165H209ZM217 164H218V162H217ZM216 164V165H217ZM220 164V163H219ZM252 164V163H251ZM258 164V163H257ZM260 164H262V163H259V165ZM5 165H6V163H5ZM8 165H9V163H8ZM11 165H10V167H11ZM67 165L68 166H70L69 165V163H67ZM66 164H65V166L64 167H66L67 166ZM88 165H89V163H88ZM96 165V164H95ZM95 165H93V167L95 166ZM101 165V164H100ZM118 165V164H117ZM122 165V164H121ZM129 165V164H128ZM156 165V164H155ZM198 165V164H197ZM204 165V166H205ZM221 165V164H220ZM249 165H250V163H249ZM248 165V167H251L252 168V166H256V167H254L253 169L254 170H252L251 168V170H250V172L251 173H254L255 174V169L257 170V172L258 171H261L260 169H262L261 168V165L260 166H258V165H256L255 163H254V165H250L249 166ZM262 165H264V164H262ZM60 166V167H59ZM67 166V167H68ZM97 166H98V164H97ZM108 166V165H107ZM111 166V165H110ZM141 166V165H140ZM218 166V165H217ZM222 166V165H221ZM260 167L259 168V170H258V167ZM59 167V168H58ZM85 167V166H84ZM112 167V166H111ZM127 167V166H126ZM156 167V166H155ZM198 167V166H197ZM200 167V166H199ZM208 167V166H207ZM207 167H206V169H207ZM220 167V166H219ZM218 167V168H219ZM223 167V166H222ZM222 167H220V173L223 171V170H225V169H223ZM9 168V167H8ZM7 168V169H8ZM62 168V167H61ZM60 168V170H62ZM88 168H89V166H88ZM95 168V167H94ZM100 168V167H99ZM107 168V167H106ZM116 168V167H115ZM130 168V167H129ZM128 168V169H129ZM213 168V169H212ZM217 168V167H216ZM215 168V170L216 171H218V168L216 169ZM244 168V167H243ZM263 168H264V166H263ZM10 169V168H9ZM34 169H38V171L40 172H36L34 175L35 176H33V172H34ZM83 169V168H82ZM85 170L87 169V166L84 168ZM83 169V170H84ZM90 169V168H89ZM92 169V168H91ZM96 169V168H95ZM98 169V168H97ZM109 169V168H108ZM118 169V168H117ZM148 169V168H147ZM185 169V168H184ZM203 169V168H202ZM6 170V169H5ZM31 170H32V172H31ZM82 170V171H83ZM105 170V169H104ZM122 170V169H121ZM133 170V169H132ZM158 170V169H157ZM199 170H200V168H199ZM239 170V169H238ZM243 170L244 169H242V173H244L245 174V171L243 172ZM249 170V169H248ZM263 170V172H264V169H262ZM64 171V170H63ZM99 171V170H98ZM97 171V172H98ZM103 171V170H102ZM108 171H112V170H108ZM125 171V170H124ZM127 171V170H126ZM137 171V170H136ZM141 171V170H140ZM150 171V170H149ZM208 171V169L206 170V172ZM212 171V172H211ZM247 171V170H246ZM252 171H254V172H252ZM4 172V171H3ZM11 172V171H10ZM107 172V171H106ZM114 172H117V171H114ZM130 172V171H129ZM160 172V171H159ZM198 172H200V171H198ZM197 172V173H198ZM204 172H205V170H204ZM224 172V171H223ZM240 172H241V169H240ZM240 172L238 173L239 175H240ZM249 172V173H250ZM262 171H261V173L262 174H264ZM5 173V172H4ZM9 173V172H8ZM64 172H62V174H63ZM102 173V172H101ZM105 173V172H104ZM112 173V172H111ZM126 173V172H125ZM138 173H139V171H138ZM218 173V172H217ZM241 173V174H242ZM248 173V172H247ZM248 173V174H249ZM259 174H260V172H258ZM257 173V174H258ZM3 174V173H2ZM6 174V173H5ZM18 174V173H17ZM36 174H37V176H39V178H40V175L39 174H43L42 176L43 177H45V179H48V182H47V180H45L44 178H38L39 179V181H41V179L43 180H45L46 182H45V185H48L49 184V186H50V189L51 188H53L54 186H56V187H54L55 188V190L56 189H58V188H60L59 189V191L58 192H60L61 193V195H63V196H61L60 195V197H62V201H61V199L59 198V194H58V192H55L54 190H52V191H54V193L53 192H50L51 194H53V195H49V194H46V193H49V191H51L47 186V188L45 187H43L42 186V183H40L39 184V181L36 179V178H34V177H36ZM66 174V173H65ZM88 174V173H87ZM128 174V173H127ZM132 174H134L133 172H132ZM201 174V173H200ZM203 174H205V173H203ZM222 174V173H221ZM244 174H243V177H244V179L246 178V175L248 176V174H246L245 176H244ZM253 174V175H254ZM257 174H255V176H253V177H255V179L256 178H258L259 177V181H260V177L262 176V174H261V176H259V174H258V176H257ZM23 175V176H22ZM52 175H53V177H52ZM54 175H56L55 177V180L58 178V180L57 181H55L54 180ZM84 175H86V173L84 172ZM109 175V174H108ZM116 175V174H115ZM117 175H119V173L117 174ZM157 175V174H156ZM210 174H208L207 176H209ZM220 175V174H219ZM238 175V176H239ZM80 176H82V175H80ZM79 176V177H80ZM88 176V175H87ZM103 176V175H102ZM125 176V175H124ZM210 176V177H211ZM249 176H250V174H249ZM3 177V176H2ZM10 177V176H9ZM18 177V176H17ZM63 177V178H62ZM67 177V176H66ZM134 177V176H133ZM136 177V176H135ZM134 177V178H135ZM197 177H198V175H197ZM210 177H207V178H210ZM242 177V175H241V178H243ZM253 177H251L250 176V178H249V181H250V179H251V184L249 183V181L247 182L250 186V188L248 187V186H246L245 185V188L242 186V185H239V186H241L243 189H246L247 190V194H249L248 193V191L251 189V191H249L250 192V195H252L253 193V195L252 196H254L255 194H256V198L258 199V200H261L260 198L261 197H263L264 198V196L262 195V194H264V192H262V194L260 195V191H256L257 193H255V191L253 192V188L252 187H254L255 185H256V187H258L257 186V181H258V179H257V181L256 180H254L253 179ZM69 178L71 179V180H69ZM74 178V177H73ZM82 178V177H81ZM129 178V177H128ZM154 178V177H153ZM152 178V179H153ZM205 178H206V176H205ZM247 178V179H248ZM262 178H264V176L262 177ZM5 179V178H4ZM10 179V178H9ZM75 179V178H74ZM94 179V178H93ZM100 179V178H99ZM108 179H109V176H108ZM114 179V177L112 178V180ZM115 179H117L116 177H115ZM127 179V178H126ZM196 179V178H195ZM199 179H201V178H199ZM211 179V178H210ZM209 179V180H210ZM242 180L243 182H241V180L239 181V182H241L242 184H244V181L245 180H247V179H245V180ZM56 182H54V181ZM96 180V179H95ZM118 180V179H117ZM159 180V179H158ZM223 180V181H222ZM256 181V182H254V181ZM262 181L264 180V179H261ZM59 181V182H58ZM60 181L62 182L61 184L62 185H60L59 184V186H61V187H59L57 184L58 183H60ZM88 181V180H87ZM127 181V180H126ZM160 181V180H159ZM158 181V182H159ZM198 181V180H197ZM212 181V183L214 184V182ZM258 181V182H259ZM1 182V181H0ZM69 182V183H68ZM74 182H76V181H74ZM99 182V181H98ZM121 182V181H120ZM125 182V181H124ZM139 182V181H138ZM219 183V184H222V183ZM252 182H254L255 183V185H252ZM48 183V184H47ZM84 183V182H83ZM97 183V182H96ZM156 183V182H155ZM201 183H202V181H201ZM204 183V182H203ZM202 183V184H203ZM241 183H239V184H241ZM245 183H246V181H245ZM2 184V183H1ZM43 184H44V182H43ZM56 184V185H55ZM70 184H72V182L70 183ZM82 184V183H81ZM112 185L114 184V183H111ZM125 184V183H124ZM144 184V183H143ZM154 184V183H153ZM200 184V183H199ZM201 184V185H202ZM213 184H211V186L213 185ZM218 184V185H219ZM4 185V184H3ZM65 185L67 186V187H65ZM73 185V184H72ZM72 185H70V186H72ZM91 185V184H90ZM95 185V184H94ZM100 185V184H99ZM115 186H116V184H114ZM119 185V184H118ZM122 185H123V183H122ZM126 185V184H125ZM215 185V184H214ZM217 185V183H216V185L211 189V192H212V194L210 195V197L209 198H211V201H212V204H213V200H214V198L216 197L215 195H213V194H215L216 192H217V189H219L218 187H220V185L218 186ZM252 185V186H251ZM62 186H64V187H62ZM69 186V188H71ZM86 186H87V184H86ZM86 186H84V187H86ZM106 186V185H105ZM128 186V185H127ZM145 186V185H144ZM151 186H153V185H151ZM191 186V185H190ZM195 186V185H194ZM193 186V187H194ZM196 186H197V184H196ZM202 186H204V185H202ZM218 186V187H217ZM237 186V185H236ZM3 187V186H2ZM44 189H43V188ZM73 187V186H72ZM76 187V186H75ZM80 187V186H79ZM78 187V188H79ZM83 187V188H84ZM98 187V186H97ZM96 187V188H97ZM100 187V186H99ZM113 187L114 186H109V188L108 187H106V189L108 188L109 189V192L111 193V188L113 189ZM122 187V186H121ZM123 187H125L126 188V186H124L123 185ZM153 187H155V186H153ZM198 187V186H197ZM240 187V188H241ZM247 187L249 188V189H247ZM53 188V189H54ZM191 188V187H190ZM198 188H200V187H198ZM240 188L238 187V190L240 191ZM241 188V189H242ZM255 188V187H254ZM46 189H49V191L47 192V190ZM72 189V188H71ZM85 189V188H84ZM91 189V188H90ZM99 189V188H98ZM105 189V190H106ZM116 189V188H115ZM115 189H114V192L113 193H117V192H115ZM120 188H118V189H116V190H119ZM130 189V188H129ZM140 189V188H139ZM153 189V188H152ZM194 189V188H193ZM222 188L220 187V189L219 190H221ZM224 186H223V191H224ZM228 189V188H227ZM242 189V191H246V190H243ZM256 189V188H255ZM254 189V190H255ZM46 190V193H44V191ZM68 190V189H67ZM75 190V189H74ZM144 190V189H143ZM149 190V189H148ZM187 190V189H186ZM218 190V191H219ZM257 190V189H256ZM57 191V190H56ZM66 191V190H65ZM73 191V190H72ZM93 191V190H92ZM113 191V190H112ZM127 191H128V189H127ZM151 191V190H150ZM197 191V190H196ZM228 191V190H227ZM241 191V192H242ZM89 192V191H88ZM108 192V191H107ZM124 192H126V191H124ZM144 192V191H143ZM222 192V191H221ZM224 192H226V191H224ZM240 192V193H241ZM251 192H253L252 194H251ZM258 192H259V195H258ZM73 193V192H72ZM85 193V192H84ZM87 193V192H86ZM100 193V192H99ZM106 193V192H105ZM112 193V195L114 196V194ZM119 193V192H118ZM118 193L117 194H115V198L113 197V196H111V194H110V197H109V199L110 198H113L112 200V203L113 204H115L116 206H117V204H119V203H115L116 201H114L115 199H116V196L118 195ZM123 193V192H122ZM122 193L120 194L121 196H122ZM129 193V192H128ZM132 193V192H131ZM141 192H139V194H140ZM147 193H149V192H147ZM190 193V192H189ZM219 193V192H218ZM237 193V192H236ZM239 193V194H240ZM4 194V193H3ZM45 194H46V196L48 195V196H54L55 194H58L57 195V197L56 196H54V198H59L58 200H59V203H58V205L60 204V206H58V205H56L54 202H53V204L51 203H49V200H47V198L45 197ZM80 194H81V192H80ZM83 194V193H82ZM104 194V193H103ZM123 194H125V195H127V192L126 193H123ZM184 194V193H183ZM217 194V193H216ZM239 194H236V196H239ZM243 194V193H242ZM241 194V196H242V198H243V195ZM66 195V194H65ZM75 195V194H74ZM77 195V194H76ZM75 195V196H76ZM108 196H109V194H107ZM106 195V196H107ZM141 195V194H140ZM164 195H165V193H164ZM193 195V194H192ZM212 195L213 196H215L214 198L212 197ZM220 195H221V193H220ZM220 195H217L218 197L220 196ZM223 195V194H222ZM226 195V194H225ZM245 195H246V192H245ZM47 196V197H48ZM84 196V195H83ZM108 196L107 197H105L106 198V200H105V202H107L108 200ZM139 196V195H138ZM137 196V197H138ZM230 196V195H229ZM234 196V195H233ZM258 196V197H257ZM259 196H261L260 198H259ZM3 197V196H2ZM79 197V196H78ZM104 197H103V199H104ZM118 197V196H117ZM133 197H135V196H133ZM148 197V196H147ZM153 197V196H152ZM151 197V198H152ZM221 197V196H220ZM220 197L219 198H217V200L218 199H220ZM223 197V196H222ZM235 197V196H234ZM52 198V197H51ZM90 198H91V196H90ZM119 198H121V197H119ZM122 198H123V196H122ZM124 198H125V196H124ZM192 199H194L193 197H191ZM212 198H213V200H212ZM233 198V197H232ZM231 198V199H232ZM236 198V197H235ZM238 198V197H237ZM237 198H236V200H237ZM241 198V199H242ZM246 198H249V196L247 197L246 196ZM251 198V197H250ZM255 198V199H256ZM63 199H64V201H63ZM75 199V198H74ZM77 199H80V198H77ZM126 199V198H125ZM130 199V197L128 198V200ZM160 199V198H159ZM234 199V198H233ZM232 199V200H233ZM239 199V198H238ZM57 200V201H58ZM70 200H73V199H70ZM89 200V199H88ZM95 200V199H94ZM111 200V199H110ZM144 200H146V198L144 199ZM217 200H214V206H215V203L217 204ZM221 200V199H220ZM52 201V200H51ZM53 201H54V199H53ZM56 201V200H55ZM121 201H122V199H121ZM124 201V200H123ZM122 201V202H123ZM130 201V200H129ZM160 201V200H159ZM183 201H184V199H183ZM219 201V200H218ZM233 201H235V200H233ZM232 201V202H233ZM238 201V200H237ZM67 202H69V203H67ZM75 202V201H74ZM88 202V201H87ZM104 202V203H105ZM120 202V201H119ZM126 202V201H125ZM124 202V204H126ZM137 202V201H136ZM144 202H147V201H144ZM148 202H149V200H148ZM156 202H158V200L156 201ZM209 202H210V200H209ZM236 202V201H235ZM90 203V202H89ZM130 203V202H129ZM128 203V204H129ZM132 203V202H131ZM152 203V202H151ZM221 203V202H220ZM230 203V202H229ZM237 203H239V202H237ZM55 204V206H56V208L58 207V208H60L61 206V210H59L58 208V210H59V212L61 213H63V215H62V218L63 219H60L61 217V214H58V210L56 211L55 210V213H54V211H53V205ZM83 204V205H82ZM86 204V203H85ZM107 204L108 205H106L107 207L108 206H110V205H112V208H115V207H113V204H111V202L109 203V202H107ZM110 204V205H109ZM120 204H121V202H120ZM119 204V205H120ZM124 204H122V205H124ZM127 204V205H128ZM211 203H210V207H211V205H212ZM132 205H134V204H131V205H129V206H131V207H133ZM137 205H139V204H137ZM136 205V206H137ZM172 205V204H171ZM186 205V204H185ZM218 205V204H217ZM231 205V204H230ZM88 206V205H87ZM91 206V205H90ZM135 206V207H136ZM142 206V205H141ZM147 206V205H146ZM219 206V205H218ZM221 206V205H220ZM233 206V205H232ZM253 206H254V204H253ZM253 206H251L252 208H253ZM52 207V208H51ZM111 207V206H110ZM110 207H109V209H110ZM119 207V206H118ZM121 207V206H120ZM126 207V206H125ZM155 207H156V205H155ZM169 207V206H168ZM234 207H235V205H234ZM233 207V208H234ZM6 208V207H5ZM9 208V207H8ZM19 208V207H18ZM123 208H124V206H123ZM127 208H130V207H127ZM125 209V210H129V209ZM143 208H145V207H143ZM163 208H165L164 206H163ZM212 208H213V206H212ZM214 208H216V207H214ZM214 208H213V210H214ZM233 208H230V209H233ZM237 208V207H236ZM1 209V208H0ZM16 209V208H15ZM54 209H55V207H54ZM108 209V210H109ZM218 209V208H217ZM216 209V210H217ZM221 208H219V210H220ZM253 209H256V205H255V207L253 208ZM7 210H9V209H7ZM110 210H112L113 211V209H110ZM115 210V209H114ZM119 210V209H118ZM131 210V209H130ZM129 210V211H130ZM134 210V209H133ZM138 210V209H137ZM142 210V209H141ZM215 210V211H216ZM234 210V209H233ZM233 210H231L230 212H232ZM252 210V209H251ZM258 210V209H257ZM263 210V209H262ZM2 211V210H1ZM16 211V210H15ZM77 211H79V213H76L75 214V212H77ZM80 211H82V212H80ZM117 211V210H116ZM116 211H114V213L116 212ZM119 211H122V210H119ZM118 211V212H119ZM127 211H125V213H129V212H127ZM238 211H240V210H238ZM253 211V210H252ZM255 211V210H254ZM258 211H261V210H258ZM264 211V210H263ZM57 212V213H56ZM93 212V211H92ZM99 212V211H98ZM123 212H124V210H123ZM122 212V213H123ZM135 212V211H134ZM143 212H145V211H143ZM160 212V211H159ZM198 212V211H197ZM200 212H201V210H200ZM235 212H237V211H235ZM7 213V212H6ZM13 213V212H12ZM20 213V212H19ZM75 214L73 217H71L70 216V219L72 218V221L75 223H69V224H71V226H73V227H70V228H73L74 230H70V228H69V224L67 225L68 226V228H69V230L71 231H69L68 230V228H66L67 226H65L66 225V223H67V221L69 222L70 221V219L69 220H67L66 218L67 217H69V215H73V214ZM81 213V214H80ZM110 213H112L111 211H110ZM165 213V212H164ZM176 213V212H175ZM212 213H213V211H212ZM234 213V212H233ZM240 213V212H239ZM253 213V212H252ZM255 213H256V211H255ZM255 213H253L252 214V216L253 217H257L258 216V219H260V214H263V212H257V213H260V214H258V215H256ZM18 214V213H17ZM38 214V213H37ZM46 214V215H45ZM86 214V213H85ZM85 214L83 215V217L85 216ZM103 214H105V213H103ZM106 216H108V214H109V212L107 213L106 212ZM140 214V213H139ZM139 214H138V216H139ZM198 214H201V213H198ZM214 214H216V213H214ZM231 214V213H230ZM6 215V214H5ZM15 215V214H14ZM19 215V214H18ZM40 215V214H39ZM60 215V216H59ZM115 215H117V214H115ZM119 215H121V212H120V214ZM137 215V214H136ZM136 215H134V216H136ZM157 215V214H156ZM160 215V214H159ZM161 215H162V212H161ZM217 215V214H216ZM216 215H215V217H216ZM220 215V214H219ZM239 215V214H238ZM77 216V217H78ZM87 216V215H86ZM85 216V217H86ZM89 216H91L90 214H89ZM105 216V215H104ZM105 216V217H106ZM118 216V215H117ZM146 216H149V215H146ZM199 216V215H198ZM213 216V215H212ZM240 216V215H239ZM242 216V215H241ZM262 216H264V215H262ZM1 217H3L2 215H1ZM10 217V216H9ZM14 217V216H13ZM59 217V218H58ZM109 217V216H108ZM113 217V216H112ZM116 217V216H115ZM123 217V216H122ZM121 217V218H122ZM144 217V216H143ZM164 217V216H163ZM170 218H171V216H169ZM175 217V216H174ZM197 217V216H196ZM214 217V216H213ZM230 217V216H229ZM235 217H237V216H235ZM235 217H233V218H235ZM252 217V218H253ZM8 218V217H7ZM12 218V217H11ZM94 218V217H93ZM93 218H92V220H93ZM114 218V217H113ZM112 218V219H113ZM118 217H116V219H117ZM133 218V217H132ZM131 218V219H132ZM136 218V217H135ZM219 218H221L220 216H219ZM231 218V217H230ZM251 218V217H250ZM249 218V219H250ZM14 219V218H13ZM106 219V218H105ZM115 219V218H114ZM120 219V218H119ZM123 219H124V217H123ZM139 219V218H138ZM138 219H136V221L138 220ZM142 219V218H141ZM140 219V220H141ZM162 219V218H161ZM200 219V218H199ZM199 219H198V221H199ZM211 219H212V217H211ZM216 219V218H215ZM237 219V218H236ZM248 219V220H249ZM254 219V218H253ZM256 219V218H255ZM258 219H256L257 220V222H259L258 221ZM2 220H4V219H2ZM7 220V219H6ZM8 220H9V218H8ZM47 220V221H48ZM67 220V221H66ZM163 220V219H162ZM169 219H167V221H168ZM217 220H219V219H217ZM222 219H220V221H221ZM238 220H241V219H238ZM256 220H254L255 222H256ZM263 220H264V217H263ZM16 221H17V219H16ZM19 221V220H18ZM64 221H66V223H64ZM87 221H88V219H87ZM95 221H97V219L96 220H94V222ZM118 221V220H117ZM139 221V220H138ZM147 221H149V220H147ZM173 221V220H172ZM229 221V220H228ZM253 221V222H254ZM262 221V220H261ZM14 222V221H13ZM46 222V221H45ZM92 222V221H91ZM98 222V221H97ZM123 222V221H122ZM126 222V221H125ZM141 222V221H140ZM145 222V221H144ZM164 222V221H163ZM200 222H201V219H200ZM232 222V221H231ZM235 222V221H234ZM249 222H252V219H250V221ZM252 222V224H254L255 225V223H253ZM256 222V224L258 225V223ZM8 223V222H7ZM10 223V222H9ZM41 223V222H40ZM44 223V222H43ZM102 223V222H101ZM101 223H99V224H101ZM104 223V222H103ZM106 223V222H105ZM118 223H120L119 221H118ZM124 223V222H123ZM135 223V222H134ZM146 223V222H145ZM147 223H149V222H147ZM214 223V222H213ZM229 223H230V221H229ZM261 224L260 225H258V226H261L262 224H264L263 222H260ZM19 224V223H18ZM139 224V223H138ZM158 224V223H157ZM156 224V225H157ZM164 224V223H163ZM198 224V223H197ZM217 224H219V223H217ZM216 224V225H217ZM249 224L250 223H248V225H246V226H249ZM252 224L250 225V228H252V227H257L258 229H262V228H259L257 225H253L252 226ZM20 225V224H19ZM47 225H50V224H47ZM46 225V226H47ZM96 225V224H95ZM95 225H92V226H95ZM97 225H98V223H97ZM136 225V224H135ZM150 225V224H149ZM160 225V224H159ZM198 225H200V224H198ZM198 225H197V227H196V229L198 228ZM221 226H222V224H220ZM244 225H245V223H244ZM41 226V225H40ZM42 226H44L43 224H42ZM41 226V227H42ZM45 226V227H46ZM90 226V225H89ZM123 226V225H122ZM142 226V225H141ZM144 226V225H143ZM151 226V225H150ZM215 226V225H214ZM220 226V230H221V227ZM245 226V227H246ZM263 226V225H262ZM17 227V226H16ZM30 227V226H29ZM50 227V226H49ZM51 227H50V229H51ZM120 228H122L121 226H119ZM137 227V226H136ZM155 227V226H154ZM160 227V226H159ZM158 227V228H159ZM200 227V226H199ZM218 227V226H217ZM242 227V226H241ZM264 227V226H263ZM12 228V227H11ZM44 228V227H43ZM42 228V229H43ZM48 228V227H47ZM114 228V227H113ZM128 228V227H127ZM141 228V227H140ZM143 228V227H142ZM142 228H141V230H142ZM147 228V227H146ZM145 228V229H146ZM153 228V227H152ZM235 228V227H234ZM244 228V227H243ZM250 228L248 227V230H246V232L247 233H245V234H247V236L249 237V235L251 234V235H253L252 233H255V237H256V235H257V237L258 238H260V236H259V233H257V232H252L251 231V233H249L248 231L250 230ZM34 229V228H33ZM85 229V230H84ZM97 229V228H96ZM119 229V228H118ZM199 229H201V227L200 228H198V230H194V232L196 231H199ZM241 229V228H240ZM253 229V231H254V229L255 228H252ZM251 229V230H252ZM257 229V230H258ZM264 229V228H263ZM263 229H262V231H263ZM8 230V229H7ZM10 230V229H9ZM18 230V229H17ZM48 230H49V228H48ZM47 230V231H48ZM68 230V231H67ZM114 230V229H113ZM121 230V229H120ZM136 230H137V228H136ZM165 230V229H164ZM217 230L219 231V229L217 228ZM243 230V229H242ZM5 231V230H4ZM11 231V230H10ZM13 231V230H12ZM11 231V232H12ZM50 231V230H49ZM201 231H203V233H204V230H202L201 229ZM214 231H216V229H214ZM218 231H217V233H218ZM228 231V230H227ZM260 231V230H259ZM258 231V232H259ZM16 232V231H15ZM26 232V231H25ZM39 232V231H38ZM166 232V231H165ZM200 232V231H199ZM220 232V231H219ZM225 232V231H224ZM232 232V231H231ZM245 232V231H244ZM261 232V231H260ZM27 233V232H26ZM25 233V234H26ZM53 233V232H52ZM52 233H51V235H52ZM102 233V232H101ZM121 233H123V232H121ZM144 233H145V231H144ZM198 233V232H197ZM202 233V234H203ZM213 233V232H212ZM229 233V232H228ZM237 233V232H236ZM242 233V232H241ZM248 233H249V235H248ZM2 234V233H1ZM11 234V233H10ZM10 234H8V235H10ZM19 234H21V233H19ZM24 234V233H23ZM28 234V233H27ZM54 234V235H55ZM104 234V233H103ZM102 234V235H103ZM134 234V233H133ZM146 234V233H145ZM195 235H196V233H194ZM201 233H200V235H202ZM245 234H243L242 233V237H243V235H244V237L246 236ZM264 232L262 233V239H261V241H259V239L257 238H254L253 236H251V238L253 237V241L256 239V240H258V241H256V242H258V244L260 245V243H262V245L264 244ZM22 235V234H21ZM53 235V236H54ZM165 235H167V234H165ZM194 235V236H195ZM200 235H196L195 237L197 238V236H199V240H202V238L205 236V233H204V236L201 238L200 237ZM213 235V234H212ZM231 235H233V234H231ZM236 235V234H235ZM240 235V234H239ZM14 236V235H13ZM12 236V237H13ZM31 236H32V234H31ZM43 236V235H42ZM145 236H148V234L147 235H145ZM215 237H216V235H214ZM218 236V235H217ZM228 236V235H227ZM246 236V237H247ZM6 237V236H5ZM16 237H17V235H16ZM93 237V236H92ZM140 237V236H139ZM144 237V236H143ZM142 237V238H143ZM151 237V236H150ZM233 237V236H232ZM10 238H11V235H10ZM18 238V237H17ZM32 238V237H31ZM48 238H51V237H48ZM47 238V239H48ZM131 238V237H130ZM138 238V237H137ZM161 238V237H160ZM163 238V237H162ZM165 238V237H164ZM175 238V237H174ZM179 238V237H178ZM182 238H184L183 236H182ZM196 238H193L194 239V241H195V239ZM213 238V237H212ZM218 238V237H217ZM251 238H250V240H251ZM37 239V238H36ZM115 239V238H114ZM134 239V238H133ZM180 239V238H179ZM196 240V241H198V242H200L199 240ZM216 239V238H215ZM222 239V238H221ZM245 241H246V243L245 244H249L250 245V243H248V242H251V241H248V239L249 238H247V240L245 239V238H243ZM23 240V239H22ZM38 240V239H37ZM45 240V239H44ZM97 242L96 244L93 242ZM111 240V239H110ZM135 240H136V237H135ZM135 240H134V242H135ZM143 240H145V239H143ZM177 240V239H176ZM204 240V239H203ZM213 240V239H212ZM224 240V239H223ZM222 240V241H223ZM228 240V239H227ZM15 241V240H14ZM18 242H20L19 240H17ZM30 241V240H29ZM43 241V240H42ZM99 241V240H98ZM141 242H142V240H140ZM162 241V240H161ZM173 241V240H172ZM182 240H180L179 242H181ZM234 241H235V239H234ZM243 241V240H242ZM248 241V242H247ZM253 241L251 242V243H253ZM31 242V241H30ZM37 242V241H36ZM145 241H143V243H144ZM147 242V241H146ZM175 242V241H174ZM178 242V243H179ZM198 242H196V243H198ZM205 242V243H204ZM215 242V241H214ZM213 242V243H214ZM238 242V241H237ZM241 242V241H240ZM256 242H254V243H256ZM8 243V242H7ZM14 243V242H13ZM22 243V242H21ZM51 243V242H50ZM54 243V242H53ZM105 243V242H104ZM114 243V242H113ZM149 243V242H148ZM157 243H158V241H157ZM176 243H177V241H176ZM182 243V242H181ZM180 243V244H181ZM212 243V242H211ZM212 243V244H213ZM217 243H219V244H221V242H217ZM217 243H216V245H217ZM226 243V242H225ZM234 243V242H233ZM20 244V243H19ZM23 244V243H22ZM25 244H27V243H25ZM44 244V243H43ZM49 244V243H48ZM161 244V243H160ZM163 244H164V242H163ZM175 244V243H174ZM180 244H178V245H180ZM200 243H198V245L196 244L195 245V243H194V245L196 246V247H198V246H200L199 245ZM201 244H203L202 245V248H203V250L201 249V247H198V249L201 251V252H199V250L197 249L196 250V248H195V246H194V248H192V249H194L193 251L194 252H196V251H198L199 253H202L203 252V255L201 256H199V258L200 257H206V254L208 255L206 258H204L205 260H207V263H209L213 258V263L215 262L214 260H216V257H217V251H219L220 250V248H219V250H215L214 249V247L213 248H209V249H214L215 250V252H213L214 254H215V256L213 257V258H211L210 259V257H212V256H210L209 257V253L207 252V253H205V251H204V245H207L208 244V242H206V240L205 241H203V243H202V241H201ZM236 244V243H235ZM237 244H239L240 245V243H237ZM244 244V245H245ZM21 245V244H20ZM31 245V244H30ZM39 245V244H38ZM41 245H42V243H41ZM56 245V244H55ZM130 245V244H129ZM142 245V244H141ZM149 245V244H148ZM151 245V244H150ZM222 245H224V243H222ZM231 245H233V244H231ZM230 245V246H231ZM249 245H248V248H247V246H244V248H243V246H242V244L240 245V246H242V247H240V246H238L237 248H238V250L240 249V250H242L243 251V249H245V247L247 248L245 251H247V252H245V251H243V252H245V253H250L251 251L249 250ZM252 245V246H251ZM250 246H251V248H253V244H251ZM256 245V244H255ZM259 245H257V246H255L254 248H253V250L255 249V248H257L258 247V249L255 251V253H254V255L253 256H251V260H250V255H252V254H249V260L251 261V264H253V262H254V264L256 263V264H264V246H263V248H260V246ZM51 246V245H50ZM96 246V247H95ZM143 246V245H142ZM161 246V245H160ZM177 246V245H176ZM215 246V245H214ZM22 247V246H21ZM53 247V246H52ZM56 247V246H55ZM137 247V246H136ZM147 247V246H146ZM151 247V246H150ZM156 247V246H155ZM169 247V246H168ZM180 247H182L181 249H182V251H179L178 249V251H174V252H181V254L180 253H178V255L179 256H181L183 253H185L186 251H188V249L187 248H184V246H182V244L180 245ZM180 247H178L177 246V248H179L180 249ZM210 247H212V246H210ZM216 247V246H215ZM217 247H218V245H217ZM222 247V246H221ZM225 248L227 247V246H224ZM236 247V246H235ZM102 248V247H101ZM143 248V249H142ZM152 248V247H151ZM158 248H160L161 249V247H158ZM205 248H206V246H205ZM225 248H223L222 250H223V252H224V250H225ZM241 248H243V249H241ZM52 249V248H51ZM141 249L143 250V252L145 253H147V251H150V250H147V248L145 249L144 248V246L143 247H141ZM145 249V250H144ZM149 249V248H148ZM154 249V248H153ZM180 249V250H181ZM186 250V251H183V250ZM191 249V250H192ZM218 249V248H217ZM24 250V249H23ZM40 250V249H39ZM53 250H55V249H53ZM57 250H59L58 248H57ZM139 250V249H138ZM147 250V251H146ZM155 250H157L156 248H155ZM164 250V249H163ZM173 250H174V248H173ZM190 250V249H189ZM211 250H209V251H211ZM230 250V249H229ZM231 250H232V247H231ZM237 250V249H236ZM237 250V251H238ZM31 251V250H30ZM38 251V250H37ZM43 251V250H42ZM49 251V250H48ZM56 251V250H55ZM110 251V250H109ZM193 251H191L189 254L193 257V259L195 260V258H196V262L198 261V256L197 257H195L196 255H197V253H196V255L195 256H193L192 254H194V253H192ZM213 251V250H212ZM228 250H226V252H227ZM233 251H235V250H233ZM253 251V252H254ZM36 252V251H35ZM141 253V254H143L141 251H138V253ZM151 252V251H150ZM221 251H219V253H220ZM226 252H224V254L226 253ZM231 252V251H230ZM236 252V251H235ZM240 252V251H239ZM28 253V252H27ZM41 253V252H40ZM47 253V252H46ZM61 253V252H60ZM59 253V254H60ZM100 253V252H99ZM116 253V252H115ZM137 253V254H138ZM145 253V257L143 258V257H141V258H143V259H145L146 260V258H150V257H148V256H146V255H148L149 253H147L146 254ZM153 253H155L154 251H153ZM159 253V254H158ZM160 253H162V252H160V250L157 252V255H159L160 256ZM173 253V252H172ZM192 253V254H191ZM198 253V254H199ZM222 253V252H221ZM237 253V252H236ZM235 253V254H236ZM241 254H242V252H240ZM240 253H239V255H240ZM33 254V253H32ZM59 254H58V256H59ZM105 254H107V253H105ZM156 254V253H155ZM227 254V253H226ZM238 254V253H237ZM236 254V255H237ZM35 255V254H34ZM33 255V256H34ZM43 255V254H42ZM46 255V254H45ZM116 255V254H115ZM140 254H138V256H139ZM157 255H156V257H157ZM177 255V253H176V256H178ZM184 255V254H183ZM182 255V256H183ZM185 255H187L188 256V252L185 254ZM233 255H234V253H233ZM232 255V256H233ZM234 256L236 259H234V260H237L238 259V257L240 258L241 256ZM246 255V254H245ZM244 255V256H245ZM50 256V255H49ZM103 256V255H102ZM108 256V255H107ZM149 256H150V254H149ZM158 256V258L160 259L161 257H159ZM167 256V255H166ZM166 256H164V254L162 255V257L164 258V257H166ZM171 256V255H170ZM169 256V257H170ZM175 256V257H176ZM222 257H223V253H222V255H221ZM226 256V255H225ZM243 256V255H242ZM246 256H248V254L246 255ZM57 257V256H56ZM56 257H55V259H56ZM140 257H138V258H140ZM154 257V256H153ZM184 257V256H183ZM182 257V258H183ZM195 257V258H194ZM37 258V257H36ZM111 258V257H110ZM109 258V259H110ZM134 258V257H133ZM181 257H179V259H180ZM181 258V259H182ZM185 258V257H184ZM187 258V259H186ZM185 259H186V261L188 260V261H190V263L192 264V262H194V261H192V260H190V259H188V257H186ZM189 258H190V256H189ZM208 258L210 259V260H208ZM220 258V257H219ZM30 259H32V258H30ZM34 259V258H33ZM47 259V258H46ZM112 259V258H111ZM153 259V258H152ZM156 258L154 257V260H155ZM166 259V258H165ZM178 259V260H179ZM179 260V261H181V263H183L184 264V259L183 260ZM241 259V258H240ZM248 259L246 258V262H248V264H250V262L248 261ZM37 260V259H36ZM45 260V259H44ZM113 260H114V258H113ZM142 260V259H141ZM140 260V261H141ZM144 260V261H145ZM151 260V259H150ZM156 260H158V259H156ZM152 261L153 263H149V264H154V262H155V264H165L163 261ZM160 260H162V259H160ZM167 260V259H166ZM203 259H201V264H202V262H204L205 260H203ZM219 260V259H218ZM218 260H216L217 261V264H220V263H222L221 261H220V263H218L219 261ZM233 260V261H234ZM242 260H243V257H242ZM31 261V260H30ZM33 261V260H32ZM52 261V260H51ZM108 261V260H107ZM109 261H111V262H113V264H114V261H112V260H109ZM116 261V260H115ZM139 261V262H140ZM176 261H177V259H176ZM179 261H177L178 262V264H180L179 263ZM184 261V262H183ZM232 261V262H233ZM34 262V261H33ZM45 262V261H44ZM48 262V261H47ZM111 262L109 263V264H111ZM142 262V261H141ZM151 262V261H150ZM159 262V263H158ZM163 262V263H162ZM174 262H175V260H174ZM196 262H194L193 264H195ZM198 262V263H199ZM225 262V261H224ZM227 262V261H226ZM232 262H231V264H232ZM236 262V261H235ZM235 262H233V264H235ZM237 262H239V263H241L242 261H238L237 260ZM236 262V263H237ZM245 262V259H244V263H241V264H245L246 263ZM22 263V262H21ZM24 263V262H23ZM35 263V262H34ZM41 263H43V262H41ZM147 263V262H146ZM167 263V262H166ZM189 262H186V264H188ZM199 263V264H200ZM204 263H206V261L204 262ZM203 263V264H204ZM216 263V262H215ZM25 264V263H24ZM32 264V263H31ZM45 264V263H44ZM47 264V263H46ZM107 264H108V262H107ZM139 264V263H138ZM197 264V263H196ZM210 264H211V262H210ZM223 264V263H222ZM226 264H229V263H226ZM238 264V263H237ZM247 264V263H246Z\"/></svg>","mask_w":264,"mask_h":264}]
</instances>
